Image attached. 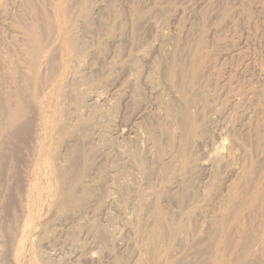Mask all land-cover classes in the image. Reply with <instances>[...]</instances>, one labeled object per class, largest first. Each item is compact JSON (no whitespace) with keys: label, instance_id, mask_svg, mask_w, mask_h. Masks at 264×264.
I'll return each mask as SVG.
<instances>
[{"label":"rangeland","instance_id":"obj_1","mask_svg":"<svg viewBox=\"0 0 264 264\" xmlns=\"http://www.w3.org/2000/svg\"><path fill=\"white\" fill-rule=\"evenodd\" d=\"M69 1L70 2L67 3V1H66V3H65V0H63V1H60V0H0V147L2 146L1 147L2 150L5 149L4 147H6L5 151L0 150V155L3 159V160L0 159V163L2 164V165L0 164V264H19L20 262H22L21 264H26V263L30 264L31 262L34 263V261H35L34 264H120V263L121 264H153V263L163 264V260L165 261L166 257L168 259H171V260H169L170 263L168 262V260H166L164 262V264H171V263L172 264L173 263L178 264V262H179V264H194V263L195 264H200V263L205 264V262H207L208 260H210V261L215 260L213 257H215L217 254H215V253L213 254V252L218 253L219 255H217V256H220V259H221V261H220L219 258H217V256H216L215 258H217V262L216 261L213 262L215 264H217L218 262H220L219 264H227V263L232 264L231 260H233L234 258L241 257V256L244 258L245 255H248V252H250L247 250H252V248L253 249L257 248L255 246L256 238L258 236H260V234H262V232L264 230V225H262V224H264V219L262 218V216H259L260 214L257 215V220H256V218H255L256 215L255 216L253 215L255 219H253V216L248 217V215H247V214L252 215V213L255 209H252L253 211L251 209H248V212H249V210H251V212H249V213H247V211H245V210H247V208H249V206L251 204L250 203L251 200L249 199L251 196V191H250V194H247L249 192V190H251L252 188L254 190L255 189L259 190L264 186V183H263L264 177L262 175H259V177L257 176V171H258V173H259V171L261 173L263 171L262 169L264 168V153H263L264 151H261L264 149V147L262 148V146H264V134H263L264 133V129H263L264 125L262 126V124H264L263 123L264 122V0H101L102 2L99 0H69ZM76 1L80 2L79 3V4H81L80 7H78L79 4ZM94 1H96L97 3ZM74 2L76 3L77 9H76V7H74L75 6ZM64 3H65V5L67 4L66 5L67 7L64 6ZM72 3H73V5H72ZM77 4H78V6H77ZM96 4H97V6H96ZM64 8H66L65 11H67L66 15H67L68 19L66 17V20L64 19L66 16L65 12H64ZM74 8H75V10H74ZM82 8H85V10L83 11L84 13L81 12L83 10ZM80 12H81V16L79 15ZM86 13H87V15H86ZM57 15H59V16H57ZM82 15L83 16L85 15L84 19H83ZM91 16H92V18H91ZM59 17H60L61 21L59 20ZM81 19H83V20H81ZM86 19H89V20H86ZM47 20L49 22V25H51V23H53L51 26H54V27H52V28L48 27ZM69 20H70L69 23H71V24H68L69 26H67V23ZM84 20H86L87 23H85L86 21H84ZM83 21H84V23H81ZM73 24H74V26H73ZM35 26H36V28L34 29L33 27H35ZM58 26H60V27H58ZM43 27L45 28V30ZM49 28H50V31H49ZM33 30L34 31L38 30V31L34 32V33H36V35L34 33H32ZM61 31H62V33H61ZM37 32L40 33L41 37H39ZM32 35L35 36L33 38L34 41L35 40L37 41V39H38L37 42H34L35 45L34 44H32V45H34V47H36V45L38 44V45H40V48H41V46L43 44L42 47L45 50V51L42 49L38 50L37 49V48H39L38 46L36 47V49L34 48L35 50H37V52H35V50L34 51L32 50L30 56L32 54L34 56V52H35V54L38 53L36 55L37 58H35V56L30 57L29 54L27 55V53L30 52L29 50H31L29 45H31V42L33 40V39L31 40V38L29 39L28 36H32ZM36 36H38V38H36ZM72 36L74 37V39ZM58 37L59 38L62 37L63 38V39L61 38L62 41H60ZM25 38L28 41H26ZM39 38H41V39H39ZM67 38H69V39H67ZM39 40H41V41H39ZM69 40L72 42H69ZM73 41H74V43H73ZM29 42H30V44H29ZM67 42H69L71 45H69V43H67ZM32 45H31V47H32ZM67 45H69V46H67ZM72 45H73V47H72ZM46 47H47V49H45ZM202 47H204V48H202ZM50 48H51V50H50ZM70 48L71 49L73 48L72 52H71ZM194 48H196V49H194ZM193 49L195 51H193ZM41 50H42V53L39 52ZM48 50H49V52H48ZM39 53H41L42 55L44 54V56L43 57L40 56ZM49 53H50V55H49ZM196 53L197 54L200 53L199 54L200 57L196 56L197 55ZM70 54L74 56V59H73V57H71ZM46 56H47L48 60L45 59ZM77 56L79 58H77V60H76ZM27 57H29L31 60L28 59ZM41 57L43 58V59H41L43 66L40 64V58ZM196 57H197V59H196ZM33 58L36 61L39 60V63L34 61ZM192 58H193V60H192ZM44 59H45V61H44ZM71 59H73V61ZM30 62H33V65L34 64H36V65L34 67L33 66L31 67ZM34 62H36V63H34ZM70 62H71V65H70ZM78 62H80V63L77 64ZM173 66H174V68H176L175 70L178 72H176L175 70L173 71ZM175 66H177V67H175ZM187 66H189L191 68H189ZM40 67H41V69H40ZM30 68L33 69L34 71H36L37 73L36 72L34 73V71L31 70ZM36 68H39V69H36ZM170 69H172V71ZM37 70L38 71L40 70V71L38 72ZM70 70L72 71L71 73H70ZM179 70H181V71H179ZM190 70L193 73L192 72L190 73L189 72ZM193 70H195V71H193ZM31 71H33L34 74L40 73L39 75L41 77L36 75L37 76V78H36V76L34 75L35 79H37V80L39 79L38 81L34 80V77L32 76L33 74L31 75V73H32ZM187 72H188V74L190 73L189 75L192 74V76L190 78H189L188 74H186ZM195 72L196 73L198 72V74H195ZM72 73H73V75L74 74L75 75L71 76ZM172 73L173 74L175 73V76H173V75L169 76V74H172ZM178 73L179 74L181 73L180 79H179L180 75ZM184 77H185V79H184L185 81L184 80L182 81V78H184ZM192 77H193V81H191ZM27 78H29V79L27 80ZM186 78L189 80L191 79L190 80L191 82L189 80H187ZM24 79L26 81H28L27 87L24 85L25 83L27 85V82H25ZM76 79H77V81H76ZM171 79H173V80H171ZM29 80L32 81V84L29 83V82H31ZM179 80H181V82ZM186 81L189 82V85L191 83V85L189 86ZM201 81H202V83H201ZM203 82H205V83H203ZM177 83L179 84L180 87H178ZM197 83L199 85H201V87L198 86ZM184 84H185V86H188V87H184L183 86ZM63 85H64V87H63ZM30 86H32V87H30ZM173 86L176 88L178 87V88L176 89ZM33 87L36 89H34ZM37 87H38V89H37ZM182 87H183V90L182 89H181L182 91L179 90V88H182ZM31 88H32V90H31ZM64 88H66L67 91H65ZM78 88L80 89V91H77V90H79ZM173 88L175 89L174 92L171 91ZM187 88L190 92L191 91L192 92H191V94H190V92H187V96H186V89ZM22 89H25V90H23V91H25V93L22 92ZM62 89H64V90L62 91ZM71 89H73V90H71ZM88 89H89V91H88ZM199 89H200V92H199ZM16 90H18V91H16ZM26 90L28 92H26ZM30 90L32 93H30ZM74 90L76 93L74 92ZM98 90H100V93L98 92ZM178 90H179V92H176ZM15 91H16V94L14 93ZM68 91L70 94L68 93ZM102 91H103V93H102ZM18 92H20L21 98L19 95H17ZM34 92H36L37 94ZM38 92H40V93H38ZM43 92L46 94L42 95ZM94 92H95V94H94ZM62 93L66 94L67 96L63 95ZM98 93L101 94L102 96L105 94V97L103 96L102 98H103V101L105 99L107 100L106 105H104L105 103L103 105L101 104V106L99 104V107H97L98 103H101L99 101H102V99L100 97L101 95H99ZM60 94H62V95H60ZM87 94H89V95H87ZM188 94L190 97L188 96ZM15 95L18 96V97H16V100H15ZM39 95H40V97H38ZM53 95H55V96H53ZM95 95L98 96L100 98V100L97 102V104L96 103L89 104L91 102H88V99L90 97H95ZM191 95H193L192 96L193 99H191L192 98ZM30 96L32 98H35V97H38V98L32 99ZM49 96H50V98H49ZM176 96H178L179 98H177ZM76 97H77L78 101L76 100ZM78 97H79V99L81 97V99L83 98L84 100L83 99L79 100ZM19 98L22 100H20ZM30 98L33 102L31 100L29 101ZM45 98H46V100H45ZM17 99H19V101H21L20 103L22 104V108L24 109V110L23 109L22 110H23V114H24L25 118H23V116H22L21 119H23V120L20 119L19 122L17 121V123H15L14 125L9 126V125H7V124H9L8 123L9 121L7 122V119H6L9 116V110L8 109L5 110V108H7V102H8V108L10 106L12 107V105H13V107H15L16 103L18 102ZM54 99H56V100H54ZM174 99L176 101L179 99L178 101L181 102L180 105H179L178 101L176 102V105L178 103L176 108L174 107V106H176L174 104L175 103ZM183 99H186L187 101L183 103V101H184ZM34 100H35V102H34ZM190 100H194V101L190 103L191 105L189 104V106H187L188 105L187 103ZM196 100H197V105L194 104V103H196ZM11 101H14V102H11ZM103 101H102V103H103ZM171 101H172V103L174 101V103L172 104ZM41 102H42V104H40ZM67 102H68V104H67ZM168 102H170L168 105L169 107L166 106ZM85 103H87V106ZM165 103H166V105H165ZM192 103H193V106H192ZM9 104H10V106H9ZM60 104H61V107H60ZM82 104L83 105L85 104V105L83 106ZM88 104L90 106L92 105L90 107L89 111L84 109V107L88 109V107H89ZM171 104L175 108V111L173 110L174 108L171 106ZM34 105H35V107H34ZM24 106H25V108H24ZM62 106H64L65 108ZM77 106L80 108L82 107L81 109H83L84 111L82 110V112H81V110ZM170 106L173 109H171ZM36 107H37V110L35 109ZM92 107H93V109L95 108L96 110H98V112L97 111L95 112V110H93ZM160 107H162V108H160ZM76 109H78L80 111V113ZM187 109H188L189 113H188ZM194 109L195 110L198 109V111L197 110L194 111ZM92 110L94 113L92 112ZM162 110H164V111L162 112ZM167 110H168V113H167ZM59 111L62 112V114ZM255 111H256V113H255ZM73 112H74V114H73ZM182 112H185V113H182ZM190 112H191V114H190ZM161 113H164L165 116ZM165 113H167V115H169V117H167ZM169 113H171V115ZM180 113H182L183 115ZM57 114H59L60 116ZM84 114H85V116H84ZM178 114H180V116ZM74 115H76V116L74 117ZM79 115L82 119L79 117ZM155 115H156V117H155ZM184 115H186L188 117L189 123H191V125L188 123L186 126L187 127L192 126L193 123L195 126V127L192 126V128L188 127L187 129H185V131L186 130L188 131V132L186 131V133H185L188 135L187 140H186V138H183L185 134H183V136L181 135L182 132L183 133L185 132L184 130H182V128H183L182 127V118ZM261 115H263V116H261ZM87 116L90 117V119L87 118ZM191 116H194V117L196 116V117L194 119V117H191ZM37 117H38V120H37ZM62 117H64L65 120L62 119ZM85 117L87 118L86 121H85ZM147 117H149V118H147ZM69 118L71 119V121ZM172 118H174V119H172ZM74 119H76V120L74 121ZM176 119L177 120L179 119V120L176 121ZM191 119H193V120H191ZM141 120H142V122H141ZM171 120H173V121L171 122ZM261 120L263 121L262 123H261ZM38 121H39L40 125H38V123H35ZM54 121H56V122H54ZM61 121H62V124L60 123ZM168 121H169V123H168ZM71 122L72 123L74 122L73 125L72 124L70 125ZM173 122L176 124H174ZM179 122H180V124H179ZM76 123H78V124L76 125ZM166 123H167V126H166ZM172 123L174 125H172ZM219 123H220V125H219ZM244 123L246 125H244ZM17 124H19V125L17 126ZM55 124H57V125L60 124L61 126L57 127V128H59V127L60 128L57 129L55 127L57 125H55ZM63 124L65 125L64 127H62ZM150 124H151L152 128H151ZM157 124H160V126L158 125L159 127H161V126H164V127H161V128L157 127V129H158L157 130L155 128L157 126ZM178 124H179V127H176V126H178ZM197 124H198V126H197ZM225 124H226V126H225ZM5 125L7 127L9 126L10 127L9 129H11V130L7 131L6 129H8V128L4 127ZM180 125H181V127H180ZM259 125L262 126V127H260V129L261 128L263 129V133H262V129H261L258 133L259 135L256 136L255 133L259 129L258 128ZM66 126H68V129L69 128H71V129L69 131H68V129L66 130L65 129V128H67ZM70 126H72V127H70ZM172 126H174L173 128H175V127H176V129L178 128L177 130L175 129L176 131L173 130L176 133L171 132L173 129V128L171 129ZM240 126H241V128H240ZM144 127L145 128L147 127V129H145ZM153 127H154L155 132L152 131ZM193 127H194V129L197 128L196 130H194V132L192 130ZM250 127H251V129H250ZM3 128H6V129H3ZM62 128H63V130H62ZM77 128L80 132H78ZM163 128H165L166 131ZM233 128H235V129H233ZM248 128H249V131H248ZM254 128H258V129H254ZM35 129L37 130V133H35L36 132ZM81 129H83V130L81 131ZM160 129L163 130L165 133H168L167 130L169 132H171L168 134L169 137L166 136L167 138H165V134L162 131H160ZM2 130H5L4 132H6V133H4V132L1 133ZM20 130H21V133H20ZM57 130H60V131H57ZM75 130L77 132H75ZM136 130H137V132H136ZM145 130H148L149 133H148V131H145ZM190 130H191V132H190ZM238 130H240V131H238ZM56 131L58 132V134L56 133ZM224 131H225V133H224ZM120 132H121V134H120ZM146 132H147L148 136L151 133L149 138L147 137ZM179 132H181V133H179ZM217 132H220L221 134L220 133L217 134ZM222 132H223V135H222ZM233 132L234 133L236 132L237 134H239L240 132H244L245 136H248V134L250 133V135L253 137L249 136L248 139L250 141H248V143H247L246 142L247 137L244 138L242 136L243 133H240L241 135L239 134L240 135L239 138L241 139V137H242L243 139H241V140L243 141L245 139L244 141L248 144L246 146H242V144H241L242 141L237 139V137L239 135L237 136V134L235 135ZM75 133H76V135H75ZM144 133H145V135H144ZM161 133H163V134H161ZM190 133L194 134L195 136L190 134ZM226 133H227V135H226ZM228 133H231L232 135H234V136H232V135H230V136L235 137V138H231V140H230V138L228 137ZM61 134H64V136H66V134H67L68 137L66 136V138H65ZM94 134H95V136H94ZM158 134L162 137H158L159 136ZM5 135L7 138L5 137ZM37 135L39 136L40 139L38 138ZM71 135H74L75 138H74V136H71ZM213 135H214V137H212ZM69 136L71 138L72 137L73 138L71 139ZM137 136H139V137H137ZM32 137H35L34 139H37L39 142L35 141ZM150 137H151L152 141L154 140L155 142H152ZM179 137L181 140L179 139ZM216 137L222 138V139L220 138L222 142L219 141V144L220 143H222V144H220V145L218 144V146H217L218 141H216V139H217ZM226 137H227V139L229 138V140H230V141L228 140L229 144L227 141L225 142L223 140V138L226 140ZM254 137H256L257 140L255 139V141H254L253 140ZM54 138H55V140H54ZM154 138H156V139H154ZM158 138H160L161 141L158 140ZM188 138H189V140H188ZM258 138L262 139V141L260 140L258 142V140H259ZM13 139H15V140H13ZM62 139L65 141H63ZM232 139H235V140H233V143H232L233 146L230 147L229 145H230ZM96 140H98L99 143ZM176 140H177V142H176ZM178 140H180V142ZM201 140L203 141V143ZM237 140H239L238 146H240V144H241L242 148L238 147L240 149L237 148V143H234V142H237ZM34 141L37 142L36 146L39 148H37L35 146V143H33ZM56 141H58V142H56ZM76 141H77L79 147H80V145H82L84 150H86L87 152L83 151L82 147L80 149L78 147V145L76 146V144H77ZM191 141L194 143H192ZM161 142H162V144H161ZM200 142H201V144L199 145ZM213 142H215V143H213ZM249 142H251V144H252V142H254L256 144L255 145L252 144V146H250V148H249V144H250ZM7 143L10 146H6ZM51 143H52V145H54L53 148H52V145H50ZM151 143L152 144L157 143L155 148L154 147L152 148ZM191 144L192 145L197 144V146H199L200 150L197 148L196 145L191 146ZM209 144L210 145L212 144L210 146V149H208ZM226 144H228V146L230 148L229 147L226 148L227 147ZM58 145H60V146L63 145V146L60 148V146H58ZM83 145L86 147V149ZM143 145H145V146H143ZM222 145H223L224 149H222ZM235 145H236V148H235ZM32 146L33 147L35 146L36 150L34 149L35 147L33 148ZM68 146H70L71 150L76 151L78 153V155H76L77 154L76 152L72 151V153L74 155V156H72L70 153L71 150H68L69 149ZM72 146H76V148L73 147L74 149H72L71 148ZM157 146L160 148H158ZM172 146H173V148H172ZM202 146H204L203 151H202ZM30 147L33 150H35L34 153L32 152V149ZM156 147L158 148V150ZM168 147H169V149H168ZM191 147L192 148L194 147L193 148L194 152H193V149L190 152ZM243 147L244 148L248 147L246 150H244L246 153H248V154H246V157L244 156L245 152L242 151ZM254 147L258 150L254 149ZM51 148H52V150H51ZM64 148H66V149H64ZM87 148H88V150H87ZM145 148L147 149V151ZM170 148H172V149H170ZM204 148H206V149H204ZM219 148L222 149V151ZM28 149L30 150L31 153H28L29 152ZM101 149H102V151H101ZM137 149L139 151H141L140 152L141 154L138 152ZM212 149H214V151L216 150V151L224 152L223 153L224 155H226V152H228V150H229L228 154L231 157L233 154L234 155L238 154V153L239 154L241 153V154L240 155L238 154V156L235 155V156H237L235 158H234V156L232 158H230V159H233L232 162H230V163H229L230 159L227 157V155L224 156L223 160L218 159V160H216L217 162L215 160H213V162H214L213 164H215V167H214V165H211L212 164L211 160L213 159L212 158L213 155L210 156L208 154L210 152L208 150H212ZM66 150H68V152L70 154L67 153ZM174 150L175 151L179 150V152L176 151L177 152L176 157L179 156V158L174 157L171 160L172 156L173 155L175 156ZM184 150H186V151L184 152ZM234 150H235V152H234ZM248 150L250 152H247ZM22 151H25L26 153L24 154V152L22 153ZM61 151H62V153H61ZM81 151H83V152H81ZM97 151H100V152H97ZM166 151H168V152L172 151V152L168 153ZM204 151H206V152H204ZM260 151H261V153H259ZM4 152H7V154ZM17 152H19V153H17ZM50 152L53 154H51ZM80 152H81V155H80ZM153 152H154L155 157L152 154ZM158 152H159V154L161 153L159 156L157 154ZM212 152L213 151H211L210 154ZM252 152L253 153L256 152V154L259 153L260 155L257 154V155H259L258 156L259 158L256 155H252ZM12 153H14V154L12 155ZM60 153L62 155H60ZM84 153L85 154L88 153V154H86V156H85ZM131 153L134 154V155L132 154V157H134L136 153H137L136 156L140 155L139 156L140 160L137 157L138 159L131 158V161L135 162L137 160L136 162L139 163L141 161V163H142V160H143L142 164L144 166L142 168H141L142 165L140 166L138 163H137V165H135L136 162H135V164L133 162H131V163H133L132 165L130 164V162H129L130 159H128V157H130L129 155ZM145 153L148 154L149 156L148 155H147L148 157L145 156ZM183 153H186V154L183 156ZM187 153L189 155H187ZM202 153H204L206 155L208 154L207 155L208 160L211 158L208 161L209 163L207 162V159H205L206 156ZM68 154L71 156L69 157ZM165 154H166V156H165ZM22 155H24L23 156L24 158L22 157ZM29 155H31V156L29 157ZM52 155L55 156V158ZM167 155H168V157H167ZM193 155H194V157H193ZM196 155H198V156H196ZM247 155L249 156L250 159L253 158L254 161H253V159H251L253 161L252 162L249 158H247L248 157ZM261 155H262V157H261ZM6 156L9 158H7ZM11 156H13V158ZM32 156H33V158L35 157L33 162H32V159H33ZM87 156L90 159L88 163H87V161H88ZM187 156H189V157H187ZM191 156L194 158V163H196V161L200 162V160H201L202 166L199 164V162L197 163V165H195L194 163L193 164L196 167L198 165L201 167L198 166L197 168H195V166L193 165L194 166L193 167L192 164H190L191 167L185 166V164L188 161V160L186 161V159L189 158V162H190ZM241 156L242 157L244 156L243 157L244 159ZM253 156H255V158ZM19 157H21L20 160H19ZM50 157L51 158L53 157L54 159L52 158V160H51ZM151 157L153 158V160H151L152 159ZM184 157H187V158H185L183 160ZM30 158H31L32 164L30 163ZM158 158L161 159V161L156 160ZM245 158H247L248 161ZM56 159H58V160H56ZM62 159H63V162H62ZM196 159H199V160H196ZM9 160L12 161V166H13L11 172H10L11 166H8V165H11V164H8V162L11 163ZM24 160H25V163H23ZM203 160L207 162V163L205 162L204 166H203V162H204ZM245 160L247 162H251V164L249 165V163H247ZM55 161H57V162H55ZM82 161L83 162L86 161V162L83 163ZM233 161L237 162V163L234 162L235 164H237L236 165L237 166L236 171L239 173L241 170V172H242L241 174L236 173V175H239V176L234 175L235 176L234 177L232 175V174H235L234 169H236V166L233 163ZM192 162H193V160H192ZM219 162H221V163H219ZM226 162H227V164H226ZM243 162L245 163V165ZM256 162H257V165H256ZM47 163H49V164H47ZM62 163H65L66 165L65 164L63 165ZM69 163H71L70 164L71 170H69V171H71L70 173H69V171L66 172L69 168L68 167ZM160 163H162L164 169H161L162 165ZM164 163L167 165L164 166L165 165ZM181 163L184 165L185 168L188 167L187 168L188 170H186L184 168V173H182L183 165H181ZM231 163H233L232 165L234 167H232ZM95 164H97V165H95ZM261 164H263L262 165L263 168L261 169L262 171L259 170L261 168ZM56 165L59 166L60 168L56 167ZM133 165L136 167L139 165L140 167H138V168L134 167L133 168ZM180 165H181V167H180ZM227 165H229V166H227ZM241 165H243V166H241ZM17 166H19L20 170ZM62 166H65V169H63L64 167L62 168ZM168 166H170L171 168H174V170L173 169H170L171 171L169 170L171 173L170 172L168 173V169L170 168ZM172 166H174V167H172ZM218 166H220V167L222 166L223 169L225 166H227V168L220 171L219 169H222V168H220ZM14 167L16 170H14ZM28 167H30V168H28ZM54 167H56V168L54 169ZM165 167H167V170ZM192 167L195 170H189L190 168L192 169ZM202 167H205L204 169H206V170H209V169L210 170L209 171L205 170L206 171L205 172ZM229 167L230 168L232 167V169H231L232 171L229 170ZM246 167H247V169H249L248 172L250 175L247 174L248 172L246 170ZM8 168H10V169L8 171H6V169H8ZM77 168H78V171H77ZM97 168H98V170H96ZM123 168H126V170L124 171ZM129 168H130V170H129ZM200 168L203 169V171ZM211 168L214 170L216 168V170H215V171H217L216 174L214 173V170L213 171L211 170ZM255 168H257V170ZM4 169H5V172H4ZM26 169H29V170L26 171ZM53 169H54V171L56 170V172L58 169H61L60 172L61 171L62 172L61 173L60 172H57V173L54 172L53 173V171H52ZM83 169L84 170L86 169V170L84 171ZM88 169H89V171H87ZM157 169H158V171H157ZM23 170L25 171L24 173H23ZM162 170L167 171V173L170 175H168L166 172H164L165 173L164 174L162 172ZM226 170H227V172H226L227 176L225 177V175H226L225 171ZM253 170H254V172H253ZM40 171H42V172H40ZM80 171H82L81 174L84 176H82L80 174ZM115 171H117V172H115ZM128 171L131 173H129ZM136 171H139V172H136ZM190 171H192V172H190ZM219 171L222 173H225V174H221V175H222V179H227L226 181L222 180L221 178H218L219 174H220ZM8 172H9V174H8ZM26 172H27V174L29 172V174H28L29 176H27ZM37 172L42 173V175L37 173ZM83 172H84V174H83ZM88 172H89V174H88ZM124 172H127L126 175L123 174ZM142 172L143 173L145 172V173L142 174ZM189 172L192 175H188ZM201 172H202V174H201ZM212 172H213V174H211ZM245 172H247V173H245ZM74 173H76V175ZM93 173L95 174V177H96L95 179L92 178V177H94ZM113 173H114V175H112ZM117 173L119 176L115 175ZM128 173L130 174V176L132 175V177H130ZM134 173L135 174L137 173L138 178H137V176L136 177L134 176ZM156 173H158L159 176H161V174H162V176L159 177L158 174H156ZM193 173H195V174L198 173L195 175L196 179L200 178L201 181H199L200 179L198 181L196 179H193L194 180L193 181V180H191L192 177L191 178L188 177L189 179L186 178L187 176H193L194 177ZM206 173L208 175H211V176L208 177V175ZM228 173H230V175H228ZM253 173L254 174L256 173V174L254 175ZM263 173H264V171L261 174H263ZM54 174H56V176L57 175L58 176L55 177ZM61 174H63V176H65L67 182L64 180L65 178L64 179L61 178L59 180ZM243 174H247V175H244L242 177L241 175H243ZM72 175L73 176L75 175V176L73 177ZM110 175L113 177L110 178L111 177ZM221 175H220V177H221ZM1 176H2V178H1ZM41 176H43L42 177L43 179L41 178ZM48 176H49V179H48ZM70 176H72V178H71L72 180L68 182V179H70ZM77 176H78V178H77ZM122 176H124L123 177L124 182L121 179ZM157 176L160 178L159 180H158V178L157 179L154 178ZM245 176L247 178H249V180L247 178H245L246 180H244ZM3 177H5V178H3ZM54 177L58 178V180L61 181V182H59L60 184L58 183V180L54 179ZM81 177H83V178H81ZM89 177L91 178V180ZM128 177H130V179ZM201 177L204 178L206 181L203 182L202 180H204V179H202ZM212 177H214V178H212ZM44 178H45V180H44ZM170 178L172 179V181L170 180ZM209 178H211L213 180L210 181ZM231 178H232V180L234 179L236 182L233 183V181H231ZM241 178H243V179H241ZM254 178H256V179H254ZM4 179L7 181H5ZM92 179H93V182H92ZM126 179L127 180L129 179L128 181L130 183L128 182L127 185L129 184L130 186L125 185ZM228 179H230V180H228ZM260 179L262 180V182H260L261 181ZM43 180H44V182H42ZM51 180H53L54 182L51 183L52 182ZM77 180H80V183L82 181V184L77 183V182H79ZM132 180L134 183L135 182H138V183L134 184L132 182ZM168 180H170V182ZM186 180H187V182H186ZM255 180H256V182H255ZM2 181L5 182V185ZM117 181H118V185H116ZM162 181H164L163 185H162ZM238 181H239V183H242V185L240 184L241 186L238 185L239 184ZM245 181L247 184L245 183ZM258 181L262 184L259 185ZM106 182H108V183H106ZM176 182H178L180 184H178ZM227 182L229 185L227 184ZM7 183H8V186H7ZM45 183H46V185H45ZM57 183L59 186H56ZM195 183H197V184H195ZM199 183H201V184L198 185ZM62 184H65V185L61 186ZM73 184L74 185L78 184L80 189L78 188L77 185L72 186ZM90 184L91 185L93 184V185L91 186ZM97 184H98V186H97ZM108 184H109V186H108ZM112 184H115L116 185L115 188H118V189H115L114 185L112 186ZM119 184H121V185L123 184L125 186L120 187L121 185H119ZM249 184L253 187H251ZM40 185H43V186L45 185V187H44L45 189L43 188V186L40 187ZM51 185L52 186L54 185V186L52 187ZM81 185L86 186V187H82V188H83V190L87 188L86 192L88 193L87 194L88 196L85 195V193H84L85 190L83 191L84 194L82 193ZM212 185H216L215 189H214V186H212ZM244 185H247V186L244 187ZM254 185H257V188H256V186L254 187ZM31 186H32V188H31ZM65 186H67V187H65ZM106 186H108V187H106ZM4 187H7L8 189L4 188ZM34 187L37 189H35ZM94 187H95V190L93 191L91 188H94ZM123 187L126 191H124L123 193H120L119 189L121 188V190H122ZM150 187H151V190H150ZM217 187H219V188H217ZM224 187H226V189H224ZM236 187H238V189H241V187H242V190H240L241 192L245 191L244 189L246 188V190L248 192L246 191V192H243V194H242V193H240L239 190L236 189ZM55 188H57V189L55 190ZM61 188H62V190L66 189V192L64 193L65 190L60 191ZM74 188H75V190H73ZM147 188H149V189H147ZM153 188H155V190ZM230 188H232V190L235 189L236 194H238V191H239L240 195L238 194L237 196H239V197L241 195L245 196V197H243V199H241L242 197L240 198V200H242V202L244 201L242 206H241L242 203L239 199H237V203H236L237 206L236 205L232 206L235 208V207H238V205H239L238 209L235 208V210H234L232 208V213H234L233 218L235 220L231 217L226 218V215L228 214V212L224 211L225 210L224 206L226 207V205L228 204V199H227L228 196L227 195L231 193ZM28 189H29V191H28ZM38 189L40 191H38ZM49 189H50V191H49ZM70 189L73 190L75 193H78L77 191H79V193L80 194L82 193V194L81 195L75 194ZM157 189H158V191H157ZM220 189L221 190L224 189L223 190L224 193L222 191H219ZM58 190L61 194L62 193L63 194L62 195H60V193H59V195H58V193L56 194V192H58ZM116 190H118V192ZM149 190L151 192H149ZM182 190H184L185 193H184V191L181 192ZM207 190H208V192H207ZM210 190H211V192H210ZM32 191H34V192L31 193ZM88 191H91V192H88ZM160 191H161V193H160ZM196 191H197V193H196ZM215 191H217V192H215ZM37 192H39V194ZM71 192L73 193L72 194L73 196H75V195L77 196V198L75 199V203H74V199H72L73 203L71 202L72 201L71 199L68 200L69 202H67V200H66L67 197L64 196V195H68V194L70 195ZM125 192H127V193L125 194ZM138 192H139V196L140 195L143 196L142 201L140 200V198L137 194ZM145 192H149V193H145ZM189 193H190V195H189ZM55 194L57 195V197ZM136 194L138 197H135ZM153 194L158 195V197L161 196L159 198H163V201H160V199H158L157 196H155V198H157V201H155ZM169 194H170V196H169ZM200 194H202V196ZM133 195H134V197H133ZM171 195L173 196V198L171 197ZM247 195L249 196V198L247 197ZM43 196H45V197H43ZM63 196H64V198L65 197L66 198L64 199ZM85 196H87V197H85ZM152 196H153V198H152ZM189 196H192V197H189ZM224 196L227 198H225ZM37 197L39 199H37ZM129 197H130V199H129ZM131 197L135 198V199H131ZM175 197L179 198V199L177 200V199H175ZM180 197H184V198L182 199ZM199 197H201V198L204 197V198L201 199ZM23 199H24V201H23ZM204 199L207 202L208 201L210 202V203L208 202L209 203L208 208H207L208 203H206L204 201ZM52 200H53V202H52ZM127 200H130L129 203ZM182 200H183V202H181ZM262 200L264 202V195H263ZM41 201H42L44 207L41 205ZM153 201H155V202H153ZM164 201L166 202V204L168 203V206L164 203ZM189 201H193V202L190 203ZM219 201H220V203L218 204L219 205L218 206L216 203H218ZM245 201H247V202L245 203ZM134 202L137 204V206L134 204ZM150 202L153 204H155L156 202H159V203H157V206L155 205V207H154V205L152 206V204H150ZM194 202H196L198 204V207H199L198 210H197V208H198L197 204H194ZM222 202H223V204H222ZM238 202H240L241 204H239ZM142 203H144V204H142ZM186 203H187V205H186ZM213 203L216 205H214ZM51 204L53 207H51ZM130 204H131V206H130ZM132 204L134 206H136L137 208H135ZM147 204L149 205V207L147 206ZM159 204L161 205L160 206L161 209L159 208ZM188 204L189 205L191 204V206H189V207L196 205V208L193 207L194 209L192 208L190 210L191 211L194 210V211L193 212L190 211L187 214L186 209L188 207H185V206H188ZM212 204H213V208L209 209V208H211L210 206ZM24 205H26L27 209L25 207H23V209L25 211L28 210L27 213L23 212V210H22V206H24ZM143 205H144V207H143ZM200 205L202 208H200ZM205 206H206L205 209H207L206 211L204 209ZM240 206H241V208H240ZM243 206L245 209L242 208ZM153 207H154V210H153ZM162 207L165 209L164 213H162L163 217H164L165 213L168 214V213H170V211H171V215L172 214L173 215H172V217L170 215H168V217L170 216L169 219H171V221L168 218H166V215H165L164 219H166V224L167 223H170V224H167V225H169V227L167 225H164V227L166 226L169 229L167 228L168 230L166 229V231H165V233H167V234L164 233L165 239H163V242L162 243H156L155 240L151 239L150 235H149L151 232V229L154 228L153 226H155V223L153 225H151V219H152V223L154 222V219L152 218L153 216H154L155 220H157L156 218L158 217V211L159 210L162 211L163 210ZM215 207L216 208L221 207L220 208L221 210L224 209V210H222L224 212L223 213V215H224L223 219H224V217L226 219L223 220V219H221V217H219L220 211H218V210H220V209L217 208V211H214ZM156 208H157V211H156ZM183 208H185V209H183ZM39 209L43 213L42 218L40 216L42 213L39 212ZM46 209L47 210L49 209L50 212H48L49 210L47 211ZM141 209H142V211H145V214H147L146 217H148L151 214V211L153 210L152 211L153 215L148 217L149 220L144 217L145 218L144 223H146V220H147L148 223L150 222L149 224L143 223L144 218H142V217L145 214L143 213L144 215L141 216L142 215V211L140 213ZM195 209H196L197 213H195L196 212ZM202 209H203V211H202ZM236 209L238 210L237 212H240L239 218L242 217V215L244 214L243 210L246 212L243 215V217L241 218V221L238 220L239 218H238V215L236 214ZM35 210H37L38 212ZM146 210H148V211L151 210V211L149 213L148 211L146 212ZM184 210H186V211H184ZM241 210H242V212H241ZM21 211L23 213L27 214V216L23 215L21 213ZM133 211L135 212V214ZM44 212L45 213L48 212V213H46V216H45ZM130 212H132L133 214H131ZM178 212L180 213V217H182L184 221L182 220V218L178 217V215H179ZM203 212H205V214L209 215V219H208V217H205V216L202 217L203 215H205ZM214 212L217 214L215 215ZM37 213L39 216H37ZM39 213H41V214H39ZM139 213H140V215H139ZM225 213H226V215H225ZM229 213H230L229 215L232 216L231 210ZM255 213L258 214L257 211H255L253 214H255ZM181 214H183L184 217ZM197 214H200L201 215L200 217L203 218L204 220H202L200 217H198ZM210 214H211V216H210ZM195 215H196V217L199 218V220L201 219L200 221H203L204 223L199 222L198 218L195 219L196 218ZM221 215H222V213H221ZM24 216H25V218H24ZM132 216L135 217V220ZM136 216L138 218L140 216V220H138ZM244 216L245 217L247 216L248 218H250V220L253 221L255 224L253 222H250L249 219H248V221H245L247 218H245ZM37 218H38V220H37ZM40 218L42 220L45 218L42 221V223L40 222L41 221ZM214 218L216 219V222L219 221V222H217L218 229L215 228V230H214V227L212 228V226L210 225V220L212 223L213 221H215ZM244 218H245V220H244ZM164 219H163V221L165 222ZM194 219L197 220V222H195ZM232 219L235 223L232 221ZM222 220L223 221L226 220V222H224V225H226L227 227L226 226H225L226 228L224 227V229H223L224 232L228 231L226 229H229L232 226L231 229L229 230V231H231L230 235L231 236L234 235V231H236L235 232L236 234L239 233V234L235 235L236 240H235V236H233L232 238H231V236H229L230 237V238H228L229 242H227L226 247H225L226 253L223 251L224 247L221 245V243H223L221 240V236H223L222 234L224 232L222 229L219 228L220 227L219 224L221 222H223ZM227 220H229L228 223H227ZM242 220H244L245 222H242ZM38 221H39V223H37ZM134 221L135 222L137 221L136 224ZM180 221H183L184 225L186 223L189 225V223H190L189 221H191L189 226L190 227L192 226V227L190 228L187 225L189 228H187V226H186L185 227L186 229H184L183 227H181L182 225H181V223H179ZM257 221H259V222L261 221V222L259 223ZM24 222H26V225L23 224ZM43 222H45V223H43ZM132 222H134V224ZM140 222H142V225ZM230 222H231V225L228 226L227 224H230ZM241 222H242V224H241ZM40 223L43 225H39ZM130 223H131V225L132 224L135 225V226H133V228L135 227L134 229H131L132 227H131V225H129ZM138 223L142 229L140 228V226H138ZM246 223L248 224V227H246L247 226ZM249 223L251 226H249ZM201 224H203V226L204 227L206 226V227L204 228L202 226L204 229L201 228ZM37 225H38V227H37ZM136 225L138 226V228ZM253 225L254 226L258 225L262 232L257 230L256 226L253 227ZM22 226H24L25 229L22 228ZM143 226L145 227L146 230L143 229ZM233 226L234 227L238 226V229H237L238 232L235 228H233ZM242 226H245L250 231L249 233H252V234H248V231H245L246 228H244ZM262 226H263V230L261 229ZM32 227L36 228V229H33ZM240 227H241V229H240ZM27 228H28V230H27ZM93 228H94V230H93ZM195 228L198 231H196ZM208 228L211 229V231L209 230L211 233L208 231ZM242 228H244L245 230L244 229L242 230ZM21 229H24V230H21ZM127 229H129V230H127ZM188 229L191 231V233H189L191 235V236L189 235L190 237L188 236V234L184 235L185 230H186V233H188L187 232ZM201 229H203L202 231H204V233L199 231ZM206 229L208 232L206 231ZM250 229H253V231H251ZM138 230H140V231H138ZM164 230H165V228H164ZM241 230L245 231L244 233L247 234L246 235L247 238L249 235L250 236L252 235L254 237L255 240L253 239L252 236H251L252 239L249 236L250 241L252 240V243L250 241H249V243H250V245L254 244L253 245L254 247H252V245H251V247H252L251 248L248 241L244 240V241H247V242H244V241L243 242L247 243L249 248L246 249L247 246H244L246 250L245 251L243 250L244 248L242 247V245H247V244H243L242 241L240 243V241H239V240L245 239V234L243 236L241 234V233H243ZM254 230L255 231L257 230L255 236L253 235L255 233ZM26 231H27V233H26ZM144 231L146 233H148V235L145 234ZM173 231H175V232H173ZM32 232H33V234H32ZM171 232H172V234H171ZM192 232H194L193 236H192ZM198 232H200V233H198ZM18 233H20V234L23 233V235H25V236H23L21 234L22 235L21 237H23L24 239L21 238L20 235L17 236ZM133 233L134 234L136 233V235H134V237L132 235ZM142 233H143V235H142ZM195 233L196 234L198 233V235H196ZM178 234H182L183 239L180 240L179 237H176V236H178ZM206 234L207 235L211 234V235H209L210 238ZM257 234H259V235H257ZM144 235H147L146 236L147 238H145ZM166 235L168 236V238H169V236H170V238L172 237V239H171L172 241L171 240L170 241L173 244H171V245L168 244L170 238L169 239L166 238ZM172 235L174 237H176V239ZM16 236L18 237V239L16 238ZM131 236L134 238V239H132L133 242L130 239V238H132ZM141 236L143 237L142 239L145 242L147 241L145 243L142 239H139L144 245L142 243H140V241L137 242L138 238H141ZM25 237H27V238L25 239ZM211 238L214 239V241ZM129 239H130V241H129ZM135 239H136V242H134ZM190 239H192V241H193L191 243V245H190V241H191ZM199 239H201V240H199ZM218 239H219V241H218ZM19 240L22 243V245H20ZM30 240H32V241H30ZM173 240L176 243L173 242ZM16 241H17V244H16ZM212 241L214 242V244ZM220 241H221V243H219ZM236 241L238 242L239 245L236 243ZM120 243H122V244H120ZM138 243H140V244H138ZM150 243H151V245H147L149 247V248L147 247L148 248L147 250H149L151 247V249H150L151 253L149 252L150 250L147 251L146 247H145L146 244H150ZM233 243L234 244L236 243L238 245L237 246L235 244L236 245L235 249L232 248L233 253H232V250H230L231 254L234 257L229 253L230 252L229 249H231V246H233ZM131 244L132 245L134 244V245L132 246ZM153 244H154V246H153ZM178 244H179L180 248L177 247ZM183 244H185V245H183ZM208 244H209V248L207 247V249H205V247L208 246ZM217 244H219V246H220V247L218 246L219 248L217 247ZM240 244H241V247H240ZM140 245H142V246H140ZM172 245L174 248L172 247ZM138 246L142 247L147 252L145 250L144 251L140 250V248ZM163 246L168 249V250L166 249L167 252H166V250H164L165 248ZM181 246H182V248H181ZM211 246L213 248L212 251L210 249ZM31 247H32V249H31ZM135 247H136V249H135ZM154 247L155 248L157 247L156 249L162 248L161 249L162 251L157 250L158 251L157 252ZM236 247L238 249H236ZM18 248H19V250H18ZM130 248L135 249V250L133 249L134 253ZM176 248H178V250L180 249L181 251L176 250ZM183 248L186 250H189V251L186 252L185 250H183ZM174 249L177 252H175ZM239 249H241V250H239ZM14 250H15V252H16V250H18V251L14 254ZM155 251L157 252V255L160 254L161 252H164V253H161L160 255H158L160 257H158V256L156 257ZM182 251L185 253H183ZM210 251L212 252L213 255H211ZM239 251L241 254L239 253ZM145 252L147 253V255H149L151 257V259L147 255H146L147 257L145 256V254H146ZM174 252L176 254H174ZM178 252H181V253H179L181 258L177 255ZM222 252H224V256H223ZM237 252H238L239 256H237ZM30 253L34 257L35 260L30 255ZM141 253L146 258L143 257ZM154 253H155V255H154ZM182 253L184 255H182ZM188 253H189V255H188ZM194 253H197L196 254L197 256L196 255L194 256ZM204 253H205V255H207L206 256L207 258L204 257ZM163 254H165L166 256L163 257L164 256ZM172 254L174 255V258L178 257V259L180 261L177 259H176L177 260L176 261L174 258H172L173 257ZM15 255L17 257V258L15 257L17 263H16L15 258H14ZM185 255H187L188 257ZM228 255H231V256H228ZM139 256L141 259H139ZM152 256H153V258H152ZM161 256L163 258L162 260H161ZM184 256L186 257V259ZM199 256H201V257H199ZM210 256L211 257L213 256L212 259L210 258ZM183 257H184V260H183ZM243 258H241L240 260H242ZM245 258L248 259V257H245ZM245 258L243 259L244 260L243 262H245V260H246ZM250 258H251L252 264H253V262H254V264H256L257 262L262 264L264 262L263 260H262L263 262H259V260L257 261L256 258H259V256L258 257L256 256V257H253L254 258L253 262H252L253 258L249 257V260L246 261V264L249 263ZM260 258L264 259V257H260ZM138 259H139V261L141 260L142 262H139ZM173 259L175 260V262L173 261ZM120 260H121V262H120ZM124 260H126V261H124ZM153 260H156L157 263H156V261L154 262ZM160 260L162 261V263ZM181 260L185 263H183V262L181 263ZM236 260L237 259H234L235 262L233 261L235 264L237 263ZM210 261H208L209 263L207 262L206 264H213ZM238 262H239V260H238ZM240 263L241 262H239V264ZM251 263H249V264H251ZM243 264H245V263H243Z\"/></svg>","mask_w":264,"mask_h":264},{"label":"bare ground","instance_id":"obj_2","mask_svg":"<svg viewBox=\"0 0 264 264\" xmlns=\"http://www.w3.org/2000/svg\"><path fill=\"white\" fill-rule=\"evenodd\" d=\"M60 1H63V0H60ZM66 1H67V3L70 2L69 0H65V3H66ZM99 1H101V0H99ZM76 2H77V1H76ZM94 2H96V1H94ZM101 2H102V1H101ZM65 3H64V6L67 5V4L65 5ZM77 3L79 4L80 2H77ZM96 3H97V2H96ZM52 4H53V3H52ZM70 4H71V3H70ZM78 4H77V6H78ZM72 5H73V3H72ZM74 5H75L74 7H76V3H75V2H74ZM80 5H81V4H79L78 7H80ZM96 6H97V4H96ZM66 7H67V6H66ZM65 9H66V8H64V12H65V15H66V12H67V11H65ZM76 9H77V7H76ZM82 9H83V10H82L81 12H83V11L85 10V8H82ZM74 10H75V8H74ZM68 11H69V10H68ZM77 11H78V10H77ZM77 11H76V12H77ZM70 12H71V11H70ZM74 12H75V11H74ZM81 12H80V14H79L80 16H81ZM86 12H87V11H86ZM77 13H78V12H77ZM83 13H84V12H83ZM72 14H73V13H72ZM92 14H93V13H92ZM59 15H60V14H59ZM59 15H57V16H59ZM69 15H70V14H69ZM86 15H87V13H86ZM90 15H91V14H90ZM93 15H94V14H93ZM55 16H56V15H55ZM60 16H61V15H60ZM82 16H83V15H82ZM84 16H85V15H84ZM84 16H83V19H84ZM50 17H51V16H50ZM66 17H67V15H66L65 18H64L65 20H66ZM93 17H94V16H93ZM48 18H49V17H48ZM81 18H82V17H81ZM91 18H92V16H91ZM67 19H68V17H67ZM83 19H81V20H83ZM45 20H46V19H45ZM59 20H60V17H59ZM86 20H89V19H86ZM86 20H84V21H86ZM90 20H91V19H90ZM92 20H93V19H92ZM60 21H61V20H60ZM84 21L81 22V23H84ZM44 22H45V21H44ZM47 22H48V20H47ZM69 22H70V20L68 21V23L66 22V23H67V26H69L68 24H71V23H69ZM151 22H152V21H151ZM85 23H87V21H86ZM45 24H46V23H45ZM52 24H53V23H51V25H52ZM56 24H57V23H56ZM75 24H76V23H75ZM51 25H49V22H48V27H51V28L54 27V26H51ZM82 25H83V24H82ZM84 25H85V24H84ZM55 26H56V25H55ZM73 26H74V24H73ZM58 27H60V26H58ZM61 27H62V26H61ZM33 28L35 29L36 26L33 27ZM43 28H44V27H43ZM71 28H72V27H71ZM38 30H39V29H38ZM38 30H35V31H38ZM44 30H45V28H44ZM53 30H54V29H53ZM53 30H52V31H53ZM35 31L33 30L32 33H34ZM49 31H50V28H49ZM66 31H67V30H66ZM27 32H28V31H27ZM37 33H38V32H37ZM61 33H62V31H61ZM66 33H67V32H66ZM34 34L36 35V33H34ZM45 34H46V33H45ZM69 34H70V33H69ZM69 34H68V35H69ZM38 35H39V37H41V36H40V33H38ZM60 35H61V34H60ZM70 35H71V34H70ZM54 36H55V35H54ZM28 37H29V39L31 38V40H32L35 36L32 35V36H28ZM72 37H73V36H72ZM72 37H71V38H72ZM36 38H38V36H36ZM36 38H35V39H36ZM58 38H59V37H58ZM61 38H62V37L59 38L60 41H62V39H63V38H62V39H61ZM69 38H70V37H69ZM69 38H67V39H69ZM25 39H26V38H25ZM39 39H41V38H39ZM73 39H74V37H73ZM71 40H72V39H71ZM24 41H25V40H24ZM26 41H28V40L26 39ZM37 41H38V39H37ZM37 41H36V40L34 41V39H33L32 42H31V45L34 44V42H37ZM39 41H41V40H39ZM69 42H72V41L69 40ZM69 42H67V43H69ZM38 43H39V42H38ZM40 43H41V42H40ZM59 43H60V42H59ZM73 43H74V41H73ZM27 44H28V43H27ZM29 44H30V42H29ZM29 44H28V45H29ZM31 45H29L30 48H31V50H29L30 52L27 53V55L29 54V56H30L32 50L34 51V50L36 49L37 46L39 47V48H37L38 50H40V49L44 50L43 47H42L43 44H42L41 48H40V45H38V44L36 45V47H34L35 44L32 45L33 48L31 47ZM55 45H56V44H55ZM69 45H71V44L69 43ZM69 45H67V46H69ZM73 45H74V44H73ZM73 45H72V47H73ZM53 46H54V45H53ZM48 47H49V46H48ZM34 48H35V49H34ZM202 48H204V47H202ZM45 49H47V47H46ZM72 49H73V48H72ZM72 49L70 48L71 52H72ZM194 49H196V48H194ZM194 49H193V51H195ZM199 49H200V48H199ZM42 50L39 51V52L42 53ZM50 50H51V48H50ZM197 50H198V49H197ZM44 51H45V50H44ZM44 51H43V52H44ZM198 51H199V50H198ZM35 52H37V50H35ZM35 52H34V56H35V58H37L36 55H37L38 53L35 54ZM48 52H49V50H48ZM48 52H47V53H48ZM199 52H200V51H199ZM41 53H39V55L43 57L44 54L42 55ZM63 53H64V52H63ZM196 54H197V53H196ZM199 54H200V53H198L196 56H199ZM39 55H38V56H39ZM47 55H48V54H47ZM49 55H50V53H49ZM70 55H71V54H70ZM31 56L34 57L33 54H32ZM31 56H30V57H31ZM40 56H39V57H40ZM42 57L40 58V64H41V65H42V61H41V59H43ZM71 57H73V59H74V56H73V55H71ZM199 57H200V56H199ZM27 58L30 59L29 57H27ZM77 58H79V57L77 56V57H76V60H77ZM194 58H195V57H194ZM38 59H39V58H38ZM45 59H47V56H46ZM45 59H44V61H45ZM73 59H71V60L73 61ZM196 59H197V57H196ZM30 60H31V59H30ZM33 60H34V58H33ZM33 60H32V61H33ZM47 60H48V59H47ZM79 60H80V59H79ZM192 60H193V58H192ZM199 60H200V59H199ZM34 61H36V60H34ZM72 61H71V62H72ZM36 62L39 63V60L36 61ZM36 62H34V63H36ZM48 62H49V61H48ZM71 62H70V65H71ZM80 62H81V61H80ZM80 62H78L77 64H79ZM30 63H31V67H32V66L34 67V66L36 65V64L33 65V62H30ZM73 63H74V62H73ZM45 64H46V63H45ZM77 64H76V65H77ZM193 64H194V63H193ZM198 64H199V63H198ZM190 65H191V64H190ZM39 66H40V65H39ZM39 66H38V67H39ZM42 66H43V65H42ZM42 66H41V67H42ZM41 67H40V69H41ZM175 67H177V66H175ZM187 67H189V66H187ZM198 67H199V66H198ZM200 67H201V66H200ZM171 68H172V67H171ZM189 68H191V67H189ZM30 69H31V68H30ZM30 69H29V70H30ZM36 69H39V68H36ZM70 69H71V68H70ZM175 69H176V68H174V66H173V71H174ZM184 69H185V68H184ZM31 70H33V69H31ZM170 70L172 71V69H170ZM186 70H187V69H186ZM186 70H185V71H186ZM188 70H189V69H188ZM195 70H196V69H195ZM195 70H193V71H195ZM26 71H27V70H26ZM33 71H34V70H33ZM33 71H31V72H32L31 75L33 74L32 76L34 77V80H35V81H38L39 79H38V80L35 79V76L37 75V76L41 77V76L39 75L40 73H39V74H34L36 71H34V73H33ZM37 71H38V70H37ZM39 71H40V70H39ZM39 71H38V72H39ZM175 71H176V70H175ZM179 71H181V70H179ZM197 71H198V70H197ZM71 72H72V71L70 70V73H71ZM176 72H178V71H176ZM189 72L191 73L192 71L190 70ZM26 73H27V72H26ZM36 73H37V72H36ZM170 73H171V72H170ZM190 73H189V74H190ZM192 73H193V72H192ZM29 74H30V73H29ZM176 74H177V73H176ZM178 74H179V73H178ZM180 74H181V73H180ZM180 74H179V75H180ZM186 74H188V72H187ZM189 74H188V76H189V78H190V77L192 76V74H191V75H189ZM195 74H198V72H197V73L195 72ZM34 75H35V76H34ZM74 75H75V74H74ZM74 75H73V73H72L71 76H74ZM170 75H171V76H172V75L175 76V73H174V74H173V73H172V74H169V76H170ZM32 76H31V77H32ZM37 76H36V78H37ZM199 76H200V75H199ZM178 77H179V76H178ZM193 77H194V76H193ZM193 77H192V80L190 79L191 81H193ZM196 77H197V76H196ZM201 77H202V76H201ZM170 78H171V77H170ZM180 78H181V75H180L179 79H180ZM28 79H29V78H27V80H28ZM30 79H31V78H30ZM174 79H175V78H174ZM184 79H185V77L182 78V81H183ZM186 79H187V78H186ZM194 79H195V78H194ZM24 80H25V79H24ZM171 80H173V79H171ZM177 80H178V79H177ZM187 80H189V79H187ZM190 80H189V81H190ZM21 81H22V80H21ZM29 81H31V80H29ZM76 81H77V79H76ZM179 81L181 82V80H179ZM184 81H185V80H184ZM191 81H190V82H191ZM23 82H24V81H23ZM25 82H27V85H26ZM25 82H24L25 84H24V83H23V84L27 87V86H28V81L25 80ZM65 82H66V81H65ZM172 82H173V81H172ZM186 82H187V81H186ZM29 83L32 84V81L29 82ZM187 83H188V85H189V82H187ZM193 83H194V82H193ZM193 83H192V84H193ZM201 83H202V81H201ZM203 83H205V82H203ZM65 84H66V83H65ZM72 84H73V83H72ZM177 84H178V83H177ZM181 84H182V83H181ZM181 84H180V85H181ZM197 84H198V83H197ZM197 84H196V85H197ZM24 85H23V86H24ZM77 85H78V84H77ZM190 85H191V83H190ZM190 85H189V86H190ZM34 86H35V85H34ZM68 86H69V85H68ZM80 86H81V85H80ZM183 86H184V87H188V86H185V84H184ZM198 86L201 87V85H199V84H198ZM198 86H197V87H198ZM20 87H21V86H20ZM30 87H32V86H30ZM63 87H64V85H63ZM65 87H66V86H65ZM82 87H83V86H82ZM173 87H174V86H173ZM178 87H180L179 84H178ZM178 87H177V88H178ZM23 88H24V87H23ZM33 88H34V87H33ZM171 88H172V87H171ZM174 88H176V87H174ZM174 88H173L171 91L174 92V90H175ZM177 88H176V89H177ZM34 89H36V88H34ZM34 89H33V90H34ZM37 89H38V87H37ZM42 89H43V88H42ZM64 89H65V91H67L66 88H64ZM64 89H62V91H63ZM69 89H70V88H69ZM78 89H79V88H78ZM85 89H86V88H85ZM89 89H90V88H89ZM89 89H88V91H89ZM181 89L183 90V87H182V88H179V90H181ZM23 90H25V89H22V92L25 93V91H23ZM31 90H32V88H31ZM31 90H30V93H32ZM43 90H44V89H43ZM71 90H73V89H71ZM179 90L176 91V92H179ZM182 90H181V91H182ZM184 90H185V89H184ZM187 90H188V88L186 89V96H187V92H190L189 90H188V91H187ZM195 90H196V89H195ZM16 91H18V90H16ZM16 91L14 92L15 94H16ZM20 91H21V90H20ZM77 91H80V89L77 90ZM81 91H82V90H81ZM88 91H87V92H88ZM22 92H21V93H22ZM26 92H28V91L26 90ZM44 92H45V91H44ZM44 92H43L42 95L46 94V93H44ZM74 92H75V90H74ZM92 92H93V91H92ZM98 92L100 93V90H98ZM191 92H192V91H191ZM191 92H190V94H191ZM194 92H195V91H194ZM199 92H200V89H199ZM34 93H36V92H34ZM38 93H40V92H38ZM66 93H67V92H66ZM68 93H69V91H68ZM75 93H76V92H75ZM77 93H78V92H77ZM99 93H98V94H99ZM102 93H103V91H102ZM196 93H197V92H196ZM22 94H23V93H22ZM36 94H37V93H36ZM49 94H50V93H49ZM62 94H63V95H66V94H64V93H62ZM62 94H60V95H62ZM69 94H70V93H69ZM73 94H74V93H73ZM78 94H79V93H78ZM80 94H81V93H80ZM91 94H92V93H91ZM94 94H95V92H94ZM192 94H193V93H192ZM17 95L20 96V92H18ZM29 95H30V94H29ZM87 95H89V94H87ZM99 95H101V94H99ZM174 95H175V94H174ZM174 95H173V96H174ZM35 96H36V95H35ZM53 96H55V95H53ZM66 96H67V95H66ZM103 96L105 97V94H104ZM103 96H102V95L100 96L101 99H102V101H103V98H102ZM178 96H179V95H178ZM178 96H176V97L179 98ZM188 96H189V94H188ZM192 96H193V95H191V97H192ZM16 97H18V96L15 95V100H16ZM28 97H29V96H28ZM30 97H31V96H30ZM38 97H40V95H39ZM38 97H35V98H32V97H31V98H32V99H36V98H38ZM47 97H48V96H47ZM180 97H181V96H180ZM189 97H190V96H189ZM20 98H21V96H20ZM20 98H19V99H20ZM31 98L29 99V101L31 100ZM49 98H50V96H49ZM66 98H67V97H66ZM88 98H89V97H88ZM88 98H87V99H88ZM171 98H172V97H171ZM196 98H197V97H196ZM19 99H17L18 102L16 103L15 107H13V105H12L13 108L10 106V104H9L10 107L8 108V102H7V108H5V110H6V109L9 110V116L6 118V119H7V122L9 121V122H8L9 124H7V125H9V126L14 125L15 123H17V121L19 122V120L21 119L22 116H23V118H25V117H24V114H23V110H24V109L22 108V104L20 103L21 101H19ZM78 99H79V97H78ZM80 99H81V97H80ZM80 99H79V100H80ZM82 99H83V98H82ZM82 99H81V100H82ZM104 99H105V98H104ZM191 99H193V97H192ZM20 100H22V99H20ZM45 100H46V98H45ZM54 100H56V99H54ZM76 100H77V97H76ZM83 100H84V99H83ZM99 100H100V98H99L98 96L95 95V97H90V98L88 99V102H91V103H89V104H92V103H93V104H94V103L97 104V102H98ZM168 100H169V99H168ZM174 100H175V99H174ZM178 100H179V99H178ZM178 100H177V101H178ZM183 100H184L183 103L187 101L186 99H183ZM23 101H24V100H23ZM31 101H32V100H31ZM42 101H43V100H42ZM77 101H78V100H77ZM102 101H99V102H101V103H98L97 107H99V104H100V106H101V104L103 105L104 103H105L104 105L107 104V102H106L107 100H106V99L103 101V103H102ZM166 101H167V100H166ZM169 101H170V100H169ZM177 101L175 100V103H174V101H173V103L176 105V102H177ZM193 101H194V100H190V101L187 103L188 105H187L186 103H185V104H186L187 106H189V104H190L191 102H193ZM11 102H14V101H11ZM32 102H33V101H32ZM34 102H35V100H34ZM55 102H56V101H55ZM57 103H58V102H57ZM63 103H64V102H63ZM65 103H66V102H65ZM169 103H170V102H168L167 105H166V103H165V105L168 106ZM171 103H172V101H171ZM173 103H172V104H173ZM178 103H179V105H180L181 102L178 101ZM178 103H177V105H178ZM183 103H182V104H183ZM13 104H14V103H13ZM30 104H31V103H30ZM32 104H33V103H32ZM40 104H42V102H41ZM67 104H68V102H67ZM75 104H76V103H75ZM85 104H86V106H87V103H85ZM85 104H84V105H85ZM89 104H88V105H89ZM96 104H95V105H96ZM172 104H171V106L173 107ZM182 104H181V105H182ZM194 104L197 105V100H196V103H194ZM5 105H6V104H5ZM24 105H25V104H24ZM35 105H36V104H35ZM35 105H34V107H35ZM62 105H63V104H62ZM82 105H83V104H82ZM84 105H83V106H84ZM95 105H94V106H95ZM160 105H161V104H160ZM177 105L174 106V107L176 108ZM190 105H191V104H190ZM57 106H58V105H57ZM66 106H67V105H66ZM91 106H92V105H91ZM91 106L89 105L88 109L84 107V109H86L87 111H89V109H90ZM163 106H164V105H163ZM163 106H162V107H163ZM171 106H170V107H171ZM182 106H183V105H182ZM192 106H193V103H192ZM4 107H5V106H4ZM60 107H61V104H60ZM62 107H64V106H62ZM77 107H78V106H77ZM162 107H160V108H162ZM168 107H169V106H168ZM172 107H171V109L174 108V107H173V108H172ZM10 108H11V109H10ZM24 108H25V106H24ZM64 108H65V107H64ZM78 108H79V109L81 110V112H82V110H83V109H81L82 107H81V108L78 107ZM101 108H102V107H101ZM163 108H164V107H163ZM175 108L173 109L174 111H175ZM192 108H193V107H192ZM194 108H195V107H194ZM22 109H23V110H22ZM35 109L37 110V107H36ZM92 109H93V107H92ZM158 109H159V108H158ZM167 109H168V108H167ZM169 109H170V108H169ZM76 110H78V109H76ZM93 110H95V112H96V111L98 112V110H96L95 108H94ZM93 110H92V112H93ZM165 110H166V109H165ZM196 110L198 111V109H196ZM196 110L194 109V111H196ZM78 111H79V110H78ZM83 111H84V110H83ZM156 111H157V110H156ZM163 111H164V110H162V112H163ZM187 111H188V109H187ZM258 111H259V110H258ZM59 112H60V111H59ZM74 112H75V111H74ZM74 112H73V114H74ZM165 112H166V111H165ZM169 112H170V111H169ZM60 113L62 114V112H60ZM76 113H77V112H76ZM79 113H80V111H79ZM93 113H94V112H93ZM158 113H159V112H158ZM167 113H168V110H167ZM167 113H165V114H166L167 117H169V115H167ZM182 113H185V112H182ZM182 113H180V114H182ZM188 113H189V111H188ZM255 113H256V111H255ZM262 113H263V112H262ZM27 114H28V113H27ZM85 114H86V113H85ZM85 114H84V116H85ZM88 114H89V113H88ZM138 114H139V113H138ZM147 114H148V113H147ZM147 114H146V115H147ZM161 114L164 115V113H161ZM169 114L171 115V113H169ZM180 114H178V115L180 116ZM186 114H187V113H186ZM190 114H191V112H190ZM57 115H59V114H57ZM63 115H64V114H63ZM89 115H90V114H89ZM89 115H88V116H89ZM182 115H183V114H182ZM257 115H258V114H257ZM37 116H38V115H37ZM59 116H60V115H59ZM75 116H76V115H74V117H75ZM88 116H87V118L90 119V117H88ZM135 116H136V115H135ZM141 116H142V115H141ZM164 116H165V115H164ZM250 116H251V115H250ZM261 116H263V115H261ZM54 117H55V116H54ZM64 117H65V116H64ZM64 117H62V119H64ZM70 117H71V116H70ZM74 117H73V118H74ZM79 117H80V115H79ZM155 117H156V115H155ZM159 117H160V116H159ZM191 117H194V116H191ZM195 117H196V116H195ZM195 117H194V119H195ZM80 118H81V117H80ZM87 118L85 117V121L87 120ZM147 118H149V117H147ZM259 118H260V117H259ZM58 119H59V118H58ZM60 119H61V118H60ZM69 119H70V118H69ZM81 119H82V118H81ZM81 119H80V120H81ZM163 119H164V118H163ZM172 119H174V118H172ZM21 120H23V119H21ZM35 120H36V119H35ZM37 120H38V117H37ZM37 120H36V121H37ZM46 120H47V119H46ZM54 120H55V119H54ZM56 120H57V119H56ZM64 120H65V119H64ZM75 120H76V119H74V121H75ZM147 120H148V119H147ZM169 120H170V119H169ZM178 120H179V119H178ZM178 120L176 119V121H178ZM191 120H193V119H191ZM191 120H190V121H191ZM256 120H257V119H256ZM5 121H6V120H5ZM58 121H59V120H58ZM70 121H71V119H70ZM83 121H84V120H83ZM83 121H82V122H83ZM85 121H84V122H85ZM162 121H163V120H162ZM172 121H173V120H171V122H172ZM195 121H196V120H195ZM197 121H198V120H197ZM254 121H255V120H254ZM7 122H6V123H7ZM22 122H23V121H22ZM54 122H56V121H54ZM68 122H69V121H68ZM137 122H138V121H137ZM141 122H142V120H141ZM174 122H175V121H174ZM174 122H173V123H174ZM225 122H226V121H225ZM227 122H228V121H227ZM262 122H263V121L261 120V123H262ZM35 123H38V125H40L39 121H38V122H35ZM60 123L62 124V121H61ZM73 123H74V122H73ZM73 123L71 122L70 125H71V124L73 125ZM144 123H145V122H144ZM149 123H150V122H149ZM168 123H169V121H168ZM173 123H172V125L176 124V123H174V124H173ZM188 123H189V119H188V117H187L186 115H184L183 118H182V127H183L182 130L185 131V129H187L188 127H191V128H192V126H194V123H193L192 126H188V127H187L186 125H187ZM228 123H229V122H228ZM263 123H264V122H263ZM77 124H78V123H76V125H77ZM79 124H80V123H79ZM137 124H138V123H137ZM151 124H152V123H151ZM151 124H150V126H151ZM179 124H180V122H179ZM179 124H178V126H176V125H175V126H176V127H179ZM189 124L191 125V123H189ZM18 125H19V124H17V126H18ZM55 125H57V124H55ZM86 125H87V124H86ZM147 125H148V124H147ZM153 125H154V124H153ZM158 125L160 126V124H157V126L155 127L156 129H157V127H159ZM219 125H220V123H219ZM244 125H246V124L244 123ZM248 125H249V124H248ZM263 125H264V124H262V126H263ZM9 126L7 127V126L5 125L4 127L8 128V129H6V128H3V129H6L7 131H8V130H11V129H9V128H10ZM58 126H61V125L58 124V125L55 126V127L57 128ZM64 126H65V125L63 124L62 127H64ZM83 126H84V125H83ZM143 126H144V125H143ZM148 126H149V125H148ZM154 126H155V125H154ZM166 126H167V123H166ZM197 126H198V124H197ZM225 126H226V124H225ZM227 126H228V125H227ZM232 126H233V125H232ZM249 126H250V125H249ZM249 126H248V127H249ZM262 126L259 125V126H258L259 129H258V128H254V129H258V130L256 131L257 134L255 133L256 136L259 135L258 133H259V131L262 129V128L260 129V127H262ZM21 127H22V126H21ZM66 127H67V128H65V129L67 130V129H68V126H66ZM70 127H72V126H70ZM84 127H85V126H84ZM137 127H138V126H137ZM161 127H164V126H161ZM161 127H159V128H161ZM173 127H174V126H172L171 129H172ZM176 127L172 129V131H171L172 133H173V132L176 133L175 131L178 129V128L176 129ZM180 127H181V125H180ZM194 127H195V126H194ZM194 127H193V129H192L193 132H194V130L197 129V128L194 129ZM235 127H236V126H235ZM12 128H13V127H12ZM59 128H60V127H59ZM59 128H57V129H59ZM133 128H134V127H133ZM138 128H139V127H138ZM138 128H137V129H138ZM144 128H145V127H144ZM149 128H150V127H149ZM151 128H152V126H151ZM167 128H168V127H167ZM237 128H238V127H237ZM240 128H241V126H240ZM13 129H14V128H13ZM70 129H71V128H69L68 131H69ZM145 129H147V127H146ZM163 129H165V128H163ZM175 129H176V130H175ZM233 129H235V128H233ZM246 129H247V128H246ZM250 129H251V127H250ZM263 129H264V128H263ZM263 129H262V133H263ZM35 130H36V129H35ZM40 130H41V129H40ZM46 130H47V129H46ZM62 130H63V128H62ZM77 130H78V128H77ZM82 130H83V129H81V131H82ZM85 130H86V129H85ZM157 130H158V129H157ZM173 130H175V131H173ZM222 130H223V129H222ZM228 130H229V129H228ZM243 130H244V129H243ZM243 130H242V131H243ZM4 131H5V130H2L1 133L4 132ZM15 131H16V130H15ZM22 131H23V130H22ZM25 131H26V130H25ZM27 131H28V130H27ZM33 131H34V130H33ZM54 131H55V130H54ZM54 131H53V132H54ZM57 131H60V130H57ZM57 131H56V133L58 134ZM119 131H120V130H119ZM133 131H134V130H133ZM145 131H148V130H145ZM145 131H144V132H145ZM152 131H154V127H153ZM152 131H151V132H152ZM160 131H162V132L165 134V138L169 137L168 134L171 133V132H169L168 130H167L168 133H165V132H164L163 130H161V129H160ZM165 131H166V129H165ZM186 131H187V130H186ZM186 131H185L184 133L182 132L181 135L183 136V134H185ZM230 131H231V130H230ZM236 131H237V130H236ZM238 131H240V130H238ZM248 131H249V128H248ZM23 132H24V131H23ZM23 132H22V133H23ZM47 132H48V131H47ZM51 132H52V131H51ZM63 132H64V131H63ZM70 132H71V131H70ZM72 132H73V131H72ZM75 132H77V131L75 130ZM78 132H80V131L78 130ZM136 132H137V130H136ZM154 132H155V131H154ZM154 132H153V133H154ZM177 132H178V131H177ZM187 132H188V131H187ZM190 132H191V130H190ZM193 132H192V133H193ZM195 132H196V131H195ZM4 133H6V132H4ZM20 133H21V130H20ZM35 133H37V130H36ZM40 133H41V132H40ZM40 133H39V134H40ZM42 133H43V132H42ZM54 133H55V132H54ZM64 133H65V132H64ZM148 133H149V131H148ZM153 133H152V134H153ZM163 133H161V134H163ZM179 133H181V132H179ZM179 133H178V134H179ZM192 133H190V134H192ZM219 133H220V132H217V134H219ZM224 133H225V131H224ZM233 133H234V132H233ZM240 133H243L242 136H243L244 138L247 137V138H246V139H247L246 142L248 143V141H250V140L248 139V137L251 136L250 133L248 134V136H245V135H244V134H245L244 132H240ZM240 133H239V134H240ZM252 133H253V132H252ZM252 133H251V134H252ZM9 134H10V133H9ZM46 134H47V133H46ZM78 134H79V133H78ZM82 134H83V133H82ZM120 134H121V132H120ZM150 134H151V133H150ZM150 134H149V136H150ZM159 134H160V133H159ZM159 134H158V135H159ZM220 134H221V133H220ZM234 134L236 135L237 133L235 132ZM239 134H237V136H238ZM263 134H264V133H263ZM15 135H16V134H15ZM21 135H22V134H21ZM34 135H35V134H34ZM61 135L64 136V134H61ZM75 135H76V133H75ZM80 135H81V134H80ZM144 135H145V133H144ZM146 135H147V132H146ZM158 135H157V136H158ZM192 135H194V134H192ZM199 135H200V134H199ZM222 135H223V132H222ZM224 135H225V134H224ZM226 135H227V133H226ZM230 135H232V134H231V133H228V137L230 138V140H231V138H235V137H232V136H234V135H232V136H230ZM240 135H241V134H240ZM240 135L237 137V139H239L240 141H242L241 139H243V138L241 137V139H240V138H239ZM7 136H8V135H7ZM11 136H12V135H11ZM35 136H36V135H35ZM37 136H38V135H37ZM51 136H52V135H51ZM66 136L68 137L67 134H66ZM66 136H64V137L66 138ZM71 136H74V135H71ZM94 136H95V134H94ZM117 136H118V135H117ZM149 136L147 135L148 138H149ZM151 136H152V135H151ZM166 136H167V137H166ZM179 136H180V135H179ZM185 136H186V137H185ZM194 136H195V135H194ZM5 137H6V135H5ZM12 137H13V136H12ZM53 137H54V136H53ZM61 137H62V136H61ZM69 137H70V136H69ZM122 137H123V136H122ZM137 137H139V136H137ZM147 137H146V138H147ZM155 137H156V136H155ZM158 137H162V136L159 135ZM173 137H174V136H173ZM180 137H181V136H180ZM180 137H179V139H180ZM187 137H188V135L185 134L183 138H186V140H187ZM209 137H210V136H209ZM212 137H214V135H213ZM251 137H253V136H251ZM258 137H259V136H258ZM6 138H7V137H6ZM14 138H15V137H14ZM32 138L34 139L35 137H32ZM38 138H39V136H38ZM58 138H59V137H58ZM70 138H71V137H70ZM72 138H73V137H72ZM72 138H71V139H72ZM74 138H75V136H74ZM91 138H92V137H91ZM146 138H145V139H146ZM181 138H182V137H181ZM190 138H191V137H190ZM216 138H217L216 141H218V142H217V146H218L219 141H221L222 138H221V137H220L221 139L218 138V137H216ZM229 138L227 139V137H226V140H225L224 138H223V140H224L225 142H226V141L228 142ZM11 139H12V138H11ZM11 139H10V140H11ZM33 139H32V140H33ZM39 139H40V138H39ZM63 139H64V138H63ZM63 139H62V140H63ZM150 139H151V137H150ZM154 139H156V138H154ZM162 139H163V138H162ZM168 139H169V138H168ZM219 139H220V140H219ZM251 139H252V138H251ZM255 139L257 140L256 137L253 138L254 141H255ZM258 139H259L258 142H259L260 140L262 141V139H260V138H258ZM10 140H9V141H10ZM13 140H15V139H13ZM34 140L37 141V142H39L37 139H34ZM51 140H52V139H51ZM54 140H55V138H54ZM62 140H61V141H62ZM146 140H147V139H146ZM158 140L161 141L160 138H158ZM180 140H181V139H180ZM180 140H178V141L180 142ZM188 140H189V138H188ZM230 140H229V141H230ZM233 140H235V139H232V141H231V143H230V145H229L230 147L233 146V145H232ZM239 140H237V142H234V143H237V148H238V147H241V144H242V146H246V145H248V144L244 141V140H245V139H244V140L242 141V143L240 144V146H238V141H239ZM7 141H8V140H7ZM35 141H34L33 143H35V146H36V143H37V142H35ZM63 141H65V140H63ZM72 141H73V140H72ZM96 141H98V140H96ZM123 141H124V140H123ZM149 141H150V140H149ZM151 141H152V139H151ZM201 141H202V140H201ZM224 141H223V142H224ZM31 142H32V141H31ZM52 142H53V141H52ZM56 142H58V141H56ZM73 142H74V141H73ZM141 142H142V141H141ZM152 142H155V141L153 140ZM176 142H177V140H176ZM182 142H183V141H182ZM191 142H192V141H191ZM221 142H222V141H221ZM244 142H245L246 144H245ZM258 142H257V143H258ZM8 143H9V142H8ZM8 143H7V144H8ZM63 143H64V142H63ZM76 143H77V141H76ZM76 143H75V144H76ZM98 143H99V141H98ZM145 143H146V142H145ZM145 143H144V144H145ZM192 143H194V142H192ZM202 143H203V141H202ZM205 143H206V142H205ZM213 143H215V142H213ZM243 143H244V144H243ZM249 143L251 144V142H249ZM7 144H6V146H10L9 144H8V145H7ZM40 144H41V143H40ZM53 144H54V143H53ZM61 144H62V143H61ZM61 144H60V145H61ZM73 144H74V143H73ZM135 144H136V143H135ZM156 144H157V143H156ZM156 144H155V143H154V144L151 143L152 148H153V147L155 148ZM159 144H160V143H159ZM161 144H162V142H161ZM200 144H201V142L199 143V145H200ZM220 144H222V143H220ZM220 144H219V145H220ZM228 144H229V142H228ZM228 144H226V146H227V147L225 146L226 148L229 147ZM250 144H249V148H250V146H252V144L255 145L256 143L252 142V144H251V145H250ZM31 145H32V144H31ZM50 145H52V143H51ZM60 145H58V146H60ZM77 145H78V143L76 144V146H77ZM145 145H146V144H145ZM145 145H143V146H145ZM153 145H154V146H153ZM176 145H177V144H176ZM194 145L197 146V144H193V145L191 144V146H194ZM211 145H212V144H211ZM211 145L209 144V148H208V149H210V146H211ZM35 146H34V147H35ZM38 146H39V145H38ZM53 146H54V145H52V148H53ZM62 146H63V145H62ZM62 146H60V148H61ZM65 146H66V145H65ZM76 146H72L71 148L74 149L73 147L76 148ZM83 146H84V145H83ZM143 146H142V147H143ZM161 146H162V145H161ZM204 146H205V145H204ZM204 146H202V151H203V147H204ZM213 146H214V145H213ZM215 146H216V145H215ZM1 147H2V146H1ZM1 147H0V150H2ZM32 147H33V146H32ZM34 147H33V148H34ZM36 147H37V146H36ZM36 147L34 148L35 150H36ZM49 147H50V146H49ZM78 147H79V145H78ZM81 147H82V145H80L79 148L81 149ZM84 147H85V146H84ZM102 147H103V146H102ZM102 147H101V148H102ZM157 147H158V146H157ZM157 147H156V148H157ZM200 147H201V146H200ZM230 147H229V148H230ZM263 147H264V146H262V148H263ZM4 148L6 149V147H4ZM30 148H31V147H30ZM30 148H29V149H30ZM37 148H39V147H37ZM40 148H41V147H40ZM52 148H51V150H52ZM56 148H57V147H56ZM68 148H69L68 150H71V149H70V146H68ZM82 148H83V147H82ZM158 148H160V147H158ZM158 148H157V150H158ZM172 148H173V146H172ZM172 148H170V149H172ZM189 148H190V147H189ZM193 148H194V147H193ZM193 148L191 147L190 152L192 151ZM197 148L200 150L199 146H197ZM235 148H236V145H235ZM241 148H242V147H241ZM247 148H248V147H245V148L243 147V150H242V151L246 150ZM5 149H3V150L5 151ZM20 149H21V148H20ZM29 149H28V150H29ZM31 149H32V148H31ZM58 149H59V148H58ZM64 149H66V148H64ZM64 149H63V150H64ZM85 149H86V147H85ZM143 149H144V148H143ZM145 149H146V148H145ZM165 149H166V148H165ZM168 149H169V147H168ZM204 149H206V148H204ZM215 149H216V148H215ZM219 149H220V148H219ZM219 149H218V150H219ZM222 149H224L223 145H222ZM222 149H220V150L222 151ZM238 149H240V148H238ZM254 149H256V148L254 147ZM259 149H260V148H259ZM3 150H2V151H3ZM21 150H22V149H21ZM35 150L32 149V152L34 153ZM68 150H66L67 153H69ZM75 150H76V149H75ZM82 150H83V151H86V150H84V148H83ZM87 150H88V148H87ZM137 150H138V149H137ZM166 150H167V149H166ZM182 150H183V149H182ZM230 150H231V149H230ZM256 150H258V149H256ZM260 150H261V149H260ZM2 151H1V152H2ZM7 151H8V150H7ZM59 151H60V150H59ZM72 151H74V150H71L70 153H71L72 156H74L73 153H72ZM83 151H81V152H83ZM101 151H102V149H101ZM146 151H147V149H146ZM176 151H177V150H176ZM176 151L174 150V152H175V156H174V155L172 156V155L170 154V155L172 156V158L170 157L171 160H172L174 157H175V158H179V156L176 157V153L179 152V150H178L177 152H176ZM185 151H186V150H184V152H185ZM196 151H197V150H196ZM208 151H210V152L213 151V152H212L213 154H212V153L210 154V152H209L208 154H209L210 156L213 155V157H212L213 159L211 160V161H212V164H211V165H214V167H215V164H213V163H214L213 160H215V161L218 160V159H219V160H220V159L223 160L224 156H226V155H227V157H228L229 159L232 158L233 156H234V158H235V157H237L238 154H239V153H238V154H235V155H237V156H235V155L233 154L232 157H231V156L228 154L229 150H228V152H226V155L223 154L224 152H220V151H216V150H215V151H216V152H215L214 149H212V150H208ZM231 151H232V150H231ZM231 151H230V152H231ZM261 151H264V149L261 150ZM261 151H260L259 153H261ZM23 152H24V154L26 153L25 151H22V153H23ZM37 152H38V151H37ZM51 152H52V151H51ZM51 152H50V153H51ZM74 152H76V151H74ZM81 152H80V155H81ZM86 152H87V151H86ZM97 152H100V151H97ZM135 152H136V151H135ZM138 152L140 153L141 151L138 150ZM138 152H137V153H138ZM154 152H155V151H154ZM154 152L152 153L153 155H154ZM166 152H168V151H166ZM171 152H172V151H171ZM171 152L169 151L168 153H171ZM182 152H183V151H182ZM193 152H194V149H193ZM204 152H206V151H204ZM234 152H235V150H234ZM244 152H245V151H244ZM247 152H250V151L248 150ZM4 153L7 154V152H4ZM14 153H15V152H14ZM14 153H12V155H13ZM17 153H19V152H17ZM28 153H31L30 150H29ZM33 153H32V154H33ZM61 153H62V151H61ZM61 153H60V155H62ZM70 153H69V154H70ZM76 153H77V152H76ZM91 153H92V152H91ZM93 153H94V152H93ZM124 153H125V152H124ZM137 153H136V154H137ZM197 153H198V152H197ZM259 153H257V154H259ZM263 153H264V152H263ZM263 153H262V154H263ZM1 154H2V153H1ZM51 154H53V153H51ZM54 154H55V153H54ZM57 154H58V153H57ZM69 154H68V156L70 157L71 155H69ZM84 154H85V153H84ZM86 154H88V153H86ZM86 154H85V156H86ZM98 154H99V153H98ZM125 154H126V153H125ZM132 154H133V153H131V154L129 155L130 157H128V159H130V161L127 159V160L130 162L131 165H132L133 163L135 164V162L137 161V160L135 161V160L133 159V160L135 161V162H133V161H131V158H136V159H138L139 156H140V155L136 156V154H135L136 157H135V156L132 157ZM140 154H141V153H140ZM150 154H151V153H150ZM157 154H158V156H159L161 153L159 154V152H158ZM157 154H156V155H157ZM185 154H186V153H183V156H184ZM202 154H204V153H202ZM202 154H201V155H202ZM208 154H207V155H208ZM230 154H231V153H230ZM240 154H241V153H240ZM240 154H239V155H240ZM246 154H248V153L245 152V155H244V154H243V155L246 157ZM257 154H256V152H254V153L252 152V155H256V156L258 157L260 154H259V155H257ZM55 155H56V154H55ZM76 155H78V153H77ZM133 155H134V154H133ZM147 155H148V154L145 153V156H147ZM187 155H189V154L187 153ZM204 155L206 156L205 159H207L208 156H207L206 154H204ZM250 155H251V154H250ZM252 155H251V156H252ZM4 156H5V155H4ZM7 156H8V155H7ZM7 156H6V157H7ZM23 156H24V155H22V157H23ZM30 156H31V155H29V157H30ZM48 156H49V155H48ZM52 156H53V155H52ZM58 156H59V155H58ZM94 156H95V155H94ZM100 156H101V155H100ZM126 156H127V155H126ZM148 156H149V155H148ZM148 156H147V157H148ZM150 156H151V155H150ZM158 156H157V157H158ZM161 156H162V155H161ZM165 156H166V154H165ZM183 156H182V157H183ZM196 156H198V155H196ZM202 156H203V155H202ZM205 156H204V157H205ZM244 156H243V157H244ZM247 156H248V155H247ZM11 157L13 158V156H11ZM37 157H38V156H37ZM53 157L55 158V156H53ZM53 157H52V158H53ZM59 157H60V156H59ZM82 157H83V156H82ZM87 157H88V156H87ZM101 157H102V156H101ZM137 157H138V158H137ZM154 157H155V155H154ZM167 157H168V155H167ZM167 157H166V158H167ZM187 157H189V156H187ZM187 157H184L183 160H184L185 158H187ZM193 157H194V155H193ZM193 157L191 156V159L193 160V162H192L191 159H190V162H189V158L186 159V161H187V160H188V161H187V163L185 164V166H190V164H192V166H193L194 164L197 165V163H198L199 161H198V162L196 161V163H194V158H193ZM204 157H203V158H204ZM241 157H242V156H241ZM243 157H242V158H243ZM253 157L255 158V156H253ZM257 157H256V158H257ZM261 157H262V155H261ZM4 158H5V157H4ZM7 158H9V157H7ZM7 158H6V159H7ZM20 158H21V157H19V160H20ZM23 158H24V157H23ZM32 158H33V156H32ZM50 158H51V157H50ZM52 158H51V160H52ZM54 158H53V159H54ZM57 158H58V157H57ZM85 158H86V157H85ZM94 158H95V157H94ZM124 158H125V157H124ZM141 158H142V157H141ZM151 158H152V157H151ZM197 158H198V157H197ZM247 158H249V156H248ZM247 158H245V159L248 161ZM258 158H259V157H258ZM0 159H2L1 155H0ZM34 159H35V157L32 159V162L34 161ZM59 159H60V158H59ZM200 159H201V158H200ZM210 159H211V158H210ZM210 159H209V160H210ZM243 159H244V158H243ZM249 159H250V158H249ZM251 159H253V158H251ZM251 159H250V160H251ZM2 160H3V159H2ZM2 160H1V161H2ZM4 160H5V159H4ZM21 160H22V159H21ZM43 160H44V159H43ZM56 160H58V159H56ZM89 160H90V159H89V157H88V161H87V163L89 162ZM100 160H101V159H100ZM100 160H99V161H100ZM124 160H125V159H124ZM127 160H126V161H127ZM139 160H140V158H139ZM139 160H138V161H139ZM151 160H153V158H152ZM156 160H160V161H161V159H159V158L156 159ZM181 160H182V159H181ZM196 160H199V159H196ZM209 160L207 159V162H208ZM230 160H231V161H230ZM230 160H229V163L232 162L233 159H230ZM246 160H245V161H246ZM257 160H258V159H257ZM5 161H6V160H5ZM9 161H10L11 163L8 162V164H11V165H8V164H7V165H8V166H11V170H10V172H11L13 166H12V161H11V160H9ZM15 161H16V160H15ZM64 161H65V160H64ZM97 161H98V160H97ZM162 161H163V160H162ZM178 161H179V160H178ZM203 161H204V160H203ZM211 161H210V162H211ZM245 161H244V162H245ZM247 161H246V162H247ZM251 161H252V160H251ZM253 161H254V159H253ZM253 161H252V162H253ZM260 161H261V160H260ZM32 162H31V158H30V163L32 164ZM55 162H57V161H55ZM62 162H63V159H62ZM82 162H83V161H82ZM84 162H86V161H84ZM84 162H83V163H84ZM131 162H133V163H131ZM181 162H182V161H181ZM188 162H189V163H188ZM191 162H192V163H191ZM201 162H202V161L200 160V162H199L200 165H201ZM205 162H206V161L203 162V166H204ZM207 162H206V163H207ZM216 162H217V161H216ZM216 162H215V163H216ZM221 162H222V161H221ZM221 162H219V163H221ZM234 162H236V161H233V163H234ZM244 162H243V163H244ZM246 162H245V163H246ZM23 163H25V160H24ZM30 163H29V164H30ZM59 163H60V162H59ZM59 163H58V164H59ZM83 163H82V164H83ZM98 163H99V162H98ZM137 163H138V162H136L135 165H137ZM142 163H143V160H142ZM142 163H141V161L138 163L140 166L142 165L141 168L144 166ZM146 163H147V162H146ZM178 163H179V162H178ZM193 163H194V164H193ZM208 163H209V162H208ZM229 163H228V164H229ZM233 163H231V165H232ZM236 163H237V162H236ZM245 163H244V165H245ZM247 163H249V165L251 164V162H247ZM258 163H259V162H258ZM0 164H1V163H0ZM31 164H30V165H31ZM47 164H49V163H47ZM60 164H61V163H60ZM62 164L64 165L65 163H62ZM70 164H71V163H69V166H68L69 168H68V170H67V171L65 170L66 172H68L69 170H71V169H70V167H71ZM126 164H127V163H126ZM147 164H148V163H147ZM147 164H146V165H147ZM160 164L162 165V163H160ZM164 164H165V163H164ZM174 164H175V163H174ZM174 164H173V165H174ZM179 164H180V163H179ZM216 164H217V163H216ZM226 164H227V162H226ZM234 164H235V163H234ZM1 165H2V164H1ZM27 165H28V164H27ZM65 165H66V164H65ZM67 165H68V164H67ZM73 165H74V164H73ZM92 165H93V164H92ZM95 165H97V164H95ZM127 165H128V164H127ZM139 165H138L137 167L133 165V168H134V167H135V168H138V167H140ZM166 165H167V164H165L164 166H166ZM168 165H169V164H168ZM181 165H183V164L181 163ZM181 165H180V167H181ZM195 165H194V166H195ZM206 165H207V164H206ZM206 165H205V166H206ZM218 165H219V164H218ZM224 165H225V164H224ZM236 165H237V164H235V166H236ZM246 165H247V164H246ZM256 165H257V162H256ZM262 165H263V164H261V168H260L259 170H261V169L263 168ZM53 166H54V165H53ZM129 166H130V165H129ZM147 166H148V165H147ZM149 166H150V165H149ZM194 166H193V167H194ZM198 166H199V165H198ZM198 166H197V167H198ZM201 166H202V165H201ZM201 166H199V167H201ZM227 166H229V165H227ZM227 166H225L224 169L227 168ZM241 166H243V165H241ZM259 166H260V165H259ZM17 167L19 168V166H17ZM56 167L60 168V167L57 166V165H56ZM56 167H54V169H55ZM63 167H64V168H63ZM66 167H67V166H66ZM72 167H73V166H72ZM95 167H96V166H95ZM168 167H170V166H168ZM172 167H174V166H172ZM190 167H191V166H190ZM193 167H192V169L190 168L189 170H195ZM197 167L195 166V168H197ZM206 167H207V166H206ZM218 167H220V166H218ZM232 167H234V166L232 165ZM232 167H231V168L229 167V170H231ZM244 167H245V166H244ZM1 168H2V167H1ZM26 168H27V167H26ZM28 168H30V167H28ZM36 168H37V167H36ZM41 168H42V167H41ZM62 168L65 169V166H62ZM131 168H132V167H131ZM150 168H151V167H150ZM160 168H161V167H160ZM165 168H166V170H167V167H165ZM184 168H185V167H184V165H183V167H182V170H183L182 173H184ZM187 168H188V167H186L185 169L188 170ZM202 168L204 169L205 167H202ZM208 168H209V167H208ZM220 168H222V169H219L220 171H221V170H224L222 166H221ZM9 169H10V168L6 169V171H8ZM54 169L52 170L53 173L56 172V170L54 171ZM161 169H164L163 165H162V168H161ZM170 169H173V170H174V168H171V167H170V168L168 169V173L171 171ZM200 169H201V168H200ZM203 169H201V170L203 171ZM251 169H252V168H251ZM255 169L257 170V168H255ZM14 170H16L15 167H14ZM14 170H13V171H14ZM19 170H20V168H19ZM24 170H25V169H24ZM24 170H23V173L25 172ZM27 170H29V169H26V171H27ZM41 170H42V169H41ZM58 170H59V171H58ZM58 170H57V172H60L61 169H58ZM75 170H76V169H75ZM83 170H84V169H83ZM85 170H86V169H85ZM85 170H84V171H85ZM96 170H98V168H97ZM123 170L125 171L126 168H123ZM123 170H122V171H123ZM129 170H130V168H129ZM133 170H134V169H133ZM154 170H155V169H154ZM169 170H170V171H169ZM186 170H185V171H186ZM205 170H206V169H204V171H205ZM209 170H210V169H209ZM209 170H206V171H209ZM211 170L213 171L214 169L211 168ZM215 170H216V168H215ZM215 170H214V173L216 174L217 171H215ZM234 170H235V172H234L235 174H232L233 176L236 175V173H238V172L236 171V170H237V166H236V169H234ZM234 170H233V171H234ZM246 170H247V172H248L249 169H247V167H246ZM262 170L264 171V168H263ZM262 170H261V171H262ZM72 171H73V170H72ZM77 171H78V168H77ZM87 171H89V169H88ZM117 171H118V170H117ZM117 171H115V172H117ZM157 171H158V169H157ZM206 171H205V172H206ZM220 171H219V172H220ZM231 171H232V170H231ZM263 171H262V172H263ZM4 172H5V169H4ZM40 172H42V171H40ZM57 172H56V173H57ZM61 172H62V171H61ZM61 172H60V173H61ZM66 172H65V173H66ZM70 172H71V171H69V173H70ZM81 172H82V171H80V174H81ZM128 172H129V171H128ZM136 172H139V171H136ZM145 172H146V171H145ZM145 172H144V173H145ZM162 172H163V173H164V172L167 173V171H164V170H162ZM175 172H176V171H175ZM186 172H187V171H186ZM190 172H192V171H190ZM190 172H189L188 175H192ZM219 172H218V173H219ZM223 172H224V171H223ZM226 172H227V170L225 171V173H226ZM247 172H245V173H247ZM250 172H251V171H250ZM253 172H254V170H253ZM262 172H261V173H262ZM14 173H15V172H14ZM37 173H39V172H37ZM65 173H64V174H65ZM85 173H86V172H85ZM118 173H119V172H118ZM118 173L115 174V175H118ZM126 173H127V172H124L123 174L126 175ZM129 173H131V172H129ZM129 173H128V174H129ZM144 173L142 172V174H144ZM146 173H147V172H146ZM168 173H167V174H168ZM170 173H171V172H170ZM203 173H204V172H203ZM225 173L220 172L218 178H221V179H222V175H221V174H225ZM231 173H232V172H231ZM239 173H240V174L242 173L241 170H240ZM239 173H238V174H239ZM259 173H260V171H259ZM259 173H258V171H257V176H258V177H259V175H262V176L264 177V173H263V174H261V173L259 174ZM8 174H9V172H8ZM10 174H11V173H10ZM26 174H27V172H26ZM28 174H29V172H28ZM28 174H27V176H29ZM39 174L42 175V173H39ZM44 174H45V173H44ZM74 174L76 175V173H74ZM78 174H79V173H78ZM80 174H79V175H80ZM83 174H84V172H83ZM88 174H89V172H88ZM93 174H94V173H93ZM142 174H141V175H142ZM156 174H158V173H156ZM164 174H165V173H164ZM175 174H176V173H175ZM196 174H198V173H196ZM196 174L193 173L194 177H193V176H187L186 178H188V177L191 178V177H192L191 180L196 179V176H195ZM201 174H202V172H201ZM206 174H207V173H206ZM211 174H213V172H212ZM247 174H249V172H248ZM247 174H243V175H241V176L243 177L244 175H247ZM251 174H252V173H251ZM253 174H254V173H253ZM255 174H256V173H255ZM255 174H254V175H255ZM48 175H49V174H48ZM50 175H51V174H50ZM75 175H74V176H75ZM81 175H82V174H81ZM112 175H114V173H113ZM125 175H124V176H125ZM168 175H170V174H168ZM183 175H184V174H183ZM186 175H187V174H186ZM186 175H185V176H186ZM203 175H204V174H203ZM207 175H208V174H207ZM220 175H221V177H220ZM228 175H230V173H228ZM232 175H231V176H232ZM249 175H250V174H249ZM249 175H248V176H249ZM43 176H44V175H43ZM43 176H41V178H42ZM54 176L57 177L58 175L56 176V174H54ZM72 176H73V175H72ZM72 176H70V179L67 178V179H68V182L72 180V179H71ZM74 176H73V177H74ZM82 176H84V175H82ZM88 176H89V175H88ZM93 176H94V177H92V178L95 179V178H96V177H95V174H94ZM110 176H111V175H110ZM118 176H119V175H118ZM124 176L121 177L122 180H123V177H124ZM129 176H130V174H129ZM134 176H135V177L137 176V178H138L137 173H136V174L134 173ZM158 176H159V174H158ZM158 176H157V177H154V178H155V179L158 178V180H159V179H160L159 177H161L162 174H161V176H159V177H158ZM198 176H199V175H198ZM209 176H211V175H208V177H209ZM215 176H216V175H215ZM215 176H214V177H215ZM226 176H227V173H226L225 177H226ZM236 176H239V175H236ZM262 176H261V177H262ZM7 177H8V176H7ZM10 177H11V176H10ZM23 177H24V176H23ZM55 177H54V179H55V180H58V178H55ZM112 177H113V176H111L110 178H112ZM130 177H132V175H131ZM130 177H128V178L130 179ZM168 177H169V176H168ZM173 177H174V176H173ZM175 177H176V176H175ZM214 177H212V178H214ZM223 177H224V176H223ZM234 177H235V176H234ZM261 177H260V178H261ZM1 178H2V176H1ZM3 178H5V177H3ZM26 178H27V177H26ZM52 178H53V177H52ZM61 178L64 179L65 176H63V174H61L59 180H60ZM77 178H78V176H77ZM81 178H83V177H81ZM86 178H87V177H86ZM89 178H90V177H89ZM162 178H163V177H162ZM171 178H172V177H171ZM171 178H170V180L172 181ZM189 178H188V179H189ZM198 178H199V177H198ZM201 178H202V177H201ZM229 178H230V177H229ZM245 178H247V177L245 176V177H244V180H246ZM6 179H7V178H6ZM38 179H39V178H38ZM42 179H43V178H42ZM48 179H49V176H48ZM93 179H92V182H93ZM129 179H128V180H129ZM166 179H167V178H166ZM175 179H176V178H175ZM177 179H178V178H177ZM184 179H185V178H184ZM199 179H200V178H199ZM199 179H196V180L198 181ZM202 179H204V178H202ZM241 179H243V178H241ZM247 179L249 180V178H247ZM254 179H256V178H254ZM257 179H258V178H257ZM2 180H3V179H2ZM4 180H5V179H4ZM25 180H26V179H25ZM25 180H24V181H25ZM44 180H45V178H44ZM44 180H43L42 182H44ZM59 180H58V183L61 182V181H59ZM64 180L66 181V178H65ZM80 180H81V179H80ZM80 180H77V181H79V182H77V181H76V182H77V183H80ZM88 180H89V179H88ZM90 180H91V178H90ZM116 180H117V179H116ZM126 180H127V179H126ZM126 180H125V183H126V184H125V183H124V184H125L126 186H130L129 184L127 185V183H128L129 181H128V180L126 181ZM170 180H168V181L170 182ZM191 180H190V181H191ZM209 180L211 181V180H213V179L209 178ZM222 180H225V181H226L227 179H222ZM222 180H221V181H222ZM228 180H230V179H228ZM248 180H247V181H248ZM260 180H261V179H260ZM263 180H264V179H263ZM5 181H7V180H5ZM37 181H38V180H37ZM51 181H52L51 183L54 182L53 180H51ZM95 181H96V180H95ZM130 181H131V180H130ZM143 181H144V180H143ZM168 181H167V182H168ZM193 181H194V180H193ZM199 181H201V179H200ZM202 181L205 182L206 180L204 179V180H202ZM225 181H224V182H225ZM231 181H233V183L236 182L234 179L232 180V178H231ZM253 181H254V180H253ZM2 182H3V181H2ZM42 182H41V183H42ZM66 182H67V181H66ZM76 182H75V183H76ZM88 182H89V181H88ZM90 182H91V181H90ZM123 182H124V180H123ZM132 182H133V180H132ZM145 182H146V181H145ZM163 182H164V181H162V185H163ZM169 182H168V183H169ZM173 182H174V181H173ZM186 182H187V180H186ZM203 182H202V183H203ZM222 182H223V181H222ZM229 182H230V181H229ZM255 182H256V180H255ZM255 182H254V183H255ZM260 182H262V180H261ZM260 182L258 181L259 185L262 184V183H260ZM3 183H4V185H5V182H3ZM34 183H35V182H34ZM58 183L56 184V186H59ZM63 183H64V182H63ZM97 183H98V182H97ZM106 183H108V182H106ZM106 183H105V184H106ZM129 183H130V182H129ZM133 183H134V182H133ZM135 183H138V182H135ZM135 183H134V184H135ZM159 183H160V182H159ZM159 183H158V184H159ZM174 183H175V182H174ZM176 183H178V182H176ZM197 183H198V182H197ZM197 183H195V184H197ZM206 183H207V182H206ZM231 183H232V182H231ZM238 183H239V181H238ZM245 183H246V181H245ZM251 183H252V182H251ZM263 183H264V182H263ZM59 184H60V183H59ZM65 184H66V183H65ZM65 184H62L61 186L65 185ZM80 184H82V181H81ZM102 184H103V183H102ZM131 184H132V183H131ZM164 184H165V183H164ZM178 184H180V183H178ZM200 184H201V183H199L198 185H200ZM220 184H221V183H220ZM227 184H228V182H227ZM240 184L242 185V183H239L238 185H240ZM246 184H247V183H246ZM4 185H3V186H4ZM24 185H25V184H24ZM28 185H29V184H28ZM36 185H37V184H36ZM45 185H46V183H45ZM45 185H44V186H43V185H40V187L43 186V188H44ZM47 185H48V184H47ZM76 185L78 186V184H76ZM76 185L73 184L72 186H76ZM90 185H91V184H90ZM92 185H93V184H92ZM92 185H91V186H92ZM113 185H114V188H115L116 185H118V181L116 182V185H115V184H112V186H113ZM119 185H121V184H119ZM125 185L122 184L120 187L125 186ZM160 185H161V184H160ZM160 185H159V186H160ZM172 185H173V184H172ZM203 185H204V184H203ZM217 185H218V184H217ZM228 185H229V184H228ZM241 185H240V186H241ZM249 185H250V184H249ZM249 185H248V186H249ZM257 185H258V184H257ZM257 185H254V187L256 186V188H257ZM7 186H8V183H7ZM32 186H33V185H32ZM32 186H31V188H32ZM51 186H52V185H51ZM53 186H54V185H53ZM53 186H52V187H53ZM61 186H60V187H61ZM95 186H96V185H95ZM97 186H98V184H97ZM108 186H109V184H108ZM108 186H106V187H108ZM155 186H156V185H155ZM159 186H158V187H159ZM178 186H179V185H178ZM192 186H193V185H192ZM212 186H214V189H215L216 185H212ZM240 186H239V187H240ZM245 186H247V185H244V187H245ZM250 186H251V185H250ZM46 187H47V186H46ZM65 187H67V186H65ZM82 187H86V186H82V185H81V189H82V193H83V191L85 190L84 193H85V195H87V194H88V193L86 192V189H87V188L83 190ZM87 187H88V186H87ZM106 187H105V188H106ZM162 187H163V186H162ZM209 187H210V186H209ZM228 187H229V186H228ZM244 187H243V188H244ZM251 187H253V186H251ZM263 187H264V186H263ZM263 187H262L261 189H259V190H258V189H255V190H254V189L252 188L251 190H249V192L246 190V188L244 189L245 191H242V192H241L240 190H242V187H241V189H238V187H236V189L239 190L240 193H242V194H243V192H246V191L248 192L247 194H250V191H251V196H250V198H249V196L247 195V197L251 200V201H250L251 204H250L249 208H247V210H245V211H247V213H249V212H251L252 209H255L254 211L252 210L253 213H254L255 211H257L258 214H256V213L253 214V213H252V215H249V214H247V215H248V217H249V216L252 217L253 215H254V216L256 215V216H255L256 220H257V215H259V214H260L259 216H262V218L264 219V202H263V200H262L263 195H264V188H263ZM4 188H7V187H4ZM34 188H35V187H34ZM72 188H73V187H72ZM78 188H79V186H78ZM160 188H161V187H160ZM164 188H165V187H164ZM164 188H163V189H164ZM187 188H188V187H187ZM190 188H191V187H190ZM192 188H193V187H192ZM211 188H212V187H211ZM217 188H219V187H217ZM7 189H8V188H7ZM7 189H6V190H7ZM35 189H37V188H35ZM44 189H45V188H44ZM44 189H43V190H44ZM56 189H57V188H55V190H56ZM79 189H80V188H79ZM91 189L94 191V190H95V187H94V188H91ZM115 189H118V188H115ZM123 189H124V187H123ZM123 189H122V190H123ZM147 189H149V188H147ZM153 189L155 190V188H153ZM212 189H213V188H212ZM224 189H226V187H224ZM224 189H223V190H224ZM227 189H228V188H227ZM230 189H231V191H230L231 193L227 195L228 198L224 196L225 198L228 199V204L226 205V207L224 206V209H225V210L222 209V210L228 212V214H227L228 216H227L226 213H225L226 218H227V217H229V218H230V217H231V218L234 217V213H232V208H233L234 210H235V208L238 209V208H239V205H238V207H235V208L232 207V206H235V205H236V203H237V199L240 200L241 197H242L241 199H243V197H245V196H242V195H241L240 197L237 196V195L239 194V191H238V194H236V193H235V189H233V190H232V188H230ZM247 189H248V188H247ZM43 190H42V191H43ZM64 190H65V191H64ZM64 190H62V188L60 189V191H64V193H65V192H66V189H64ZM70 190H71V189H70ZM73 190H75V188H74ZM73 190H71V191H73ZM113 190H114V189H113ZM122 190H121V188L119 189L120 193H123L124 191H126L125 189H124L123 191H122ZM150 190H151V187H150ZM150 190H149V192H151ZM193 190H194V189H193ZM223 190L220 189L219 191H222V192H223ZM28 191H29V189H28ZM38 191H40V190L38 189ZM49 191H50V189H49ZM116 191L118 192V190H116ZM121 191H122V192H121ZM157 191H158V189H157ZM179 191H180V190H179ZM183 191H184V190H182L181 192H183ZM33 192H34V191H32L31 193H33ZM44 192H45V191H44ZM54 192H55V191H54ZM77 192H78V193H75V192L73 191V193H75V194H80L79 191H77ZM88 192H91V191H88ZM149 192H145V193H149ZM207 192H208V190H207ZM210 192H211V190H210ZM213 192H214V191H213ZM215 192H217V191H215ZM236 192H237V191H236ZM37 193L39 194V192H37ZM40 193H41V192H40ZM57 193H58V195H59V193H60L59 190H58V192H56V194H57ZM68 193H69V192H68ZM73 193L71 192L70 195H69V194H68V195H64V196L67 197V199H66L67 202H69L68 200H70V199H71V200L74 199V203H75V199L77 198V196H76V195H75L76 197L73 196V195H72ZM82 193H81V194H82ZM84 193H83V194H84ZM126 193H127V192H125V194H126ZM145 193H144V194H145ZM152 193H153V192H152ZM160 193H161V191H160ZM160 193H159V194H160ZM173 193H174V192H173ZM173 193H172V194H173ZM184 193H185V191H184ZM187 193H188V192H187ZM196 193H197V191H196ZM223 193H224V192H223ZM226 193H227V192H226ZM49 194H50V193H49ZM56 194H55V195H56ZM62 194H63V193H62ZM62 194L60 193V195H62ZM81 194H80V195H81ZM137 194H138V196H139V192H138ZM137 194H136L135 197H138ZM182 194H183V193H182ZM244 194H245V193H244ZM32 195H33V194H32ZM35 195H36V194H35ZM52 195H53V194H52ZM52 195H51V196H52ZM128 195H129V194H128ZM130 195H131V194H130ZM145 195H146V194H145ZM145 195H144V196H145ZM161 195H162V194H161ZM173 195H174V194H173ZM183 195H184V194H183ZM189 195H190V193H189ZM195 195H196V194H195ZM200 195L202 196V194H200ZM239 195H240V194H239ZM38 196H39V195H38ZM47 196H48V195H47ZM64 196H63V198H64ZM68 196H69V197H68ZM87 196H88V195H87ZM87 196H85V197H87ZM125 196H126V195H125ZM131 196H132V195H131ZM153 196H154V200L157 201V198H155V196L158 197V195H156V194L154 195V194H153ZM153 196H152V198H153ZM169 196H170V194H169ZM30 197H31V196H30ZM40 197H41V196H40ZM43 197H45V196H43ZM56 197H57V195H56ZM66 197H65V198H66ZM74 197H75V198H74ZM133 197H134V195H133ZM142 197H143L142 195L139 196V198H140L141 201H142ZM159 197H161V196H159ZM159 197H158V199H160V201H163V198H159ZM166 197H167V196H166ZM171 197L173 198L172 195H171ZM177 197H178V196H177ZM184 197H185V196H184ZM184 197H180V198L183 199ZM189 197H192V196H189ZM204 197H205V196H204ZM204 197H203V198H204ZM21 198H22V197H21ZM65 198H64V199H65ZM108 198H109V197H108ZM152 198H151V199H152ZM199 198H201V197H199ZM199 198H198V199H199ZM203 198H201V199H203ZM32 199H33V198H32ZM37 199H39V198L37 197ZM42 199H43V198H42ZM42 199H41V200H42ZM104 199H105V198H104ZM110 199H111V198H110ZM127 199H128V198H127ZM129 199H130V197H129ZM131 199H135V198H132V197H131ZM137 199H138V198H137ZM143 199H144V198H143ZM175 199L178 200L179 198H176V197H175ZM192 199H193V198H192ZM198 199H197V200H198ZM211 199H212V198H211ZM77 200H78V199H77ZM125 200H126V199H125ZM145 200H146V199H145ZM152 200H153V199H152ZM168 200H169V199H168ZM195 200H196V199H195ZM195 200H194V201H195ZM207 200H208V199H207ZM244 200H245V199H244ZM246 200H247V199H246ZM18 201H19V200H18ZM23 201H24V199H23ZM35 201H36V200H35ZM44 201H45V200H44ZM48 201H49V200H48ZM106 201H107V200H106ZM127 201H128V203H129L130 200H127ZM138 201H139V200H138ZM149 201H150V200H149ZM155 201H153V202H155ZM160 201H159V202H160ZM202 201H203V200H202ZM204 201H205L206 203L209 202V201L207 202L205 199H204ZM240 201H241L242 204H241L240 202H238V203L241 204V206H242L243 203H244V201H243V202H242V200H240ZM52 202H53V200H52ZM63 202H64V201H63ZM71 202L73 203V200H72ZM71 202H70V203H71ZM76 202H77V201H76ZM110 202H111V201H110ZM151 202H152V201H151ZM151 202H150V204H152V206L154 205V207H155V205L157 206V203H159V202H156L155 204H153V203H151ZM181 202H183V200H182ZM189 202L191 203V202H193V201H189ZM211 202H212V201H211ZM246 202H247V201H245V203H246ZM248 202H249V201H248ZM33 203H34V202H33ZM37 203H38V202H37ZM44 203H45V202H44ZM131 203H132V202H131ZM139 203H140V202H139ZM145 203H146V202H145ZM147 203H148V202H147ZM164 203L166 204L165 201H164ZM203 203H204V202H203ZM209 203H210V202H209ZM209 203L207 204V208H208ZM219 203H220V201H219L218 203H216V204L218 205ZM38 204H39V203H38ZM57 204H58V203H57ZM134 204L137 206V204H136L135 202H134ZM140 204H141V203H140ZM142 204H144V203H142ZM194 204H197V203L194 202ZM204 204H205V203H204ZM213 204H214V203H213ZM213 204L210 206L211 208H209V209H212V208H213ZM216 204H214V205H216ZM222 204H223V202H222ZM41 205L43 206L42 201H41ZM41 205H40V206H41ZM45 205H46V204H45ZM132 205H133V204H132ZM162 205H163V204H162ZM166 205L168 206V203H167ZM183 205H184V204H183ZM186 205H187V203H186ZM36 206H37V205H36ZM40 206H39V207H40ZM47 206H48V205H47ZM130 206H131V204H130ZM133 206H134V205H133ZM133 206H132V207H133ZM136 206H134V207L137 208ZM147 206L149 207L148 204H147ZM160 206H161V205L159 204V208L161 209ZM164 206H165V205H164ZM164 206H163V207H164ZM189 206H191V204H190V205L188 204V206H185V207H188V208H189V209H188V208L186 209L187 211L184 210V211L187 212V214L191 211L190 209H192L193 207L196 208V205H194V206H192V207H189ZM203 206H204V205H203ZM218 206H219V205H218ZM236 206H237V205H236ZM241 206H240V208H241ZM23 207L26 208V205L22 206V210H23V212H26V213H27L28 210L25 211V210L23 209ZM37 207H38V206H37ZM43 207H44V206H43ZM48 207H49V206H48ZM51 207H53L52 204H51ZM139 207H140V206H139ZM139 207H138V208H139ZM141 207H142V206H141ZM143 207H144V205H143ZM148 207H147V208H148ZM150 207H151V206H150ZM154 207H153V210H154ZM163 207H162V208H163ZM183 207H184V206H183ZM197 207H198V204H197ZM247 207H248V206H247ZM252 207H253V208H252ZM19 208H20V207H19ZM41 208H42V207H41ZM41 208H40V209H41ZM46 208H47V207H46ZM147 208H146V209H147ZM157 208H158V207H157ZM157 208H156V211H157ZM173 208H174V207H173ZM200 208H202L201 205H200ZM205 208H206V206L204 207V209H205ZM217 208L220 209L221 207H217ZM217 208L215 207L216 210L214 209V211H217ZM242 208L245 209L244 206H243ZM26 209H27V208H26ZM40 209H39V212H41ZM44 209H45V208H44ZM130 209H131V208H130ZM132 209H133V208H132ZM143 209H144V208H143ZM150 209H151V208H150ZM183 209H185V208H183ZM193 209H194V208H193ZM198 209H199V207L197 208V210H198ZM237 209H236V214L238 215V218H239V213H240V212H237V211H238ZM248 209H251V210H249V212H248ZM46 210H47V209H46ZM48 210H49V209H48ZM48 210H47V211H48ZM148 210H149V209H148ZM148 210H146V212H147ZM153 210H152V211H153ZM164 210H165V209L163 208L162 211H161V210L158 211V217L156 218L157 220H155L154 216L152 217V218L154 219V222H153V223H152V219H151V225H153V224L155 223V226H153L154 228L151 229V232H150L149 235H150V238L153 239V240H155L156 243H162V242H163V239H165V238H164V233H165L166 229L169 227V225H167V224H170V223H167V224H166V219H164V218H165V215H166V218H168V219H169L170 216L172 217V215H173V214L171 215V211H170V213H168V214L165 213V215H164V217H163L162 213H164ZM167 210H168V209H167ZM172 210H173V209H172ZM206 210H207V209H205V211H206ZM222 210H221V209L218 210V211H220L219 217H221V219H223V216H224V215H223L224 212H223ZM230 210H231L232 216L229 215V214H230V213H229ZM234 210H233V211H234ZM35 211H37V210H35ZM137 211H138V210H137ZM141 211H142V209L140 210V213H141ZM150 211H151V210H150ZM150 211H148V212L150 213ZM152 211H151V214H150L148 217H150L151 215H153ZM193 211H194V210H193ZM193 211H191V212H193ZM195 211H196V209H195ZM202 211H203V209H202ZM202 211H201V212H202ZM239 211H240V210H239ZM245 211L243 210V213H244V214L246 213ZM23 212L21 211V213H22L23 215L27 216V214H25V213H23ZM37 212H38V211H37ZM48 212H50V210H49ZM48 212H46V213H48ZM133 212H134V211H133ZM207 212H208V211H207ZM241 212H242V210H241ZM29 213H30V212H29ZM41 213H42V212H41ZM41 213H39V214H41ZM44 213H45V212H44ZM46 213H45V216H46ZM130 213L133 214L132 212H130ZM136 213H137V212H136ZM140 213H139V215H140ZM143 213L145 214V211H142V215H141V216L144 215ZM154 213H155V212H154ZM178 213H179V212H178ZM195 213H197V211H196ZM203 213L205 214V212H203ZM203 213H202V214H203ZM221 213H222V215H221ZM22 214H21V215H22ZM34 214H35V213H34ZM131 214H130V215H131ZM134 214H135V212H134ZM192 214H193V213H192ZM214 214L216 215L217 213L214 212ZM244 214H243V215H244ZM23 215H22V216H23ZM42 215H43V213L40 215L41 218H42ZM146 215H147V214H145L142 218L145 217L146 219L149 220V218L146 217ZM168 215H170V216L168 217ZM181 215L184 217L183 214H181ZM197 215H198V217L201 216L200 214H197ZM206 215H207V214L203 215L202 217L205 216V217H208V219H209V215H207V216H206ZM241 215H242V214H241ZM243 215H242V217H243ZM22 216H21V217H22ZM25 216H24V218H25ZM28 216H29V215H28ZM37 216H39L38 213H37ZM137 216H138V215H137ZM137 216H136V217H137ZM186 216H187V215H186ZM210 216H211V214H210ZM235 216H236V215H235ZM254 216H253V219H255ZM29 217H30V216H29ZM132 217H133V216H132ZM178 217H180V213H179ZM195 217H196V215H195ZM198 217H196L195 219H197ZM242 217H240L238 220L241 221V218H242ZM244 217H245V216H244ZM248 217L246 216L245 218H247V219L245 220V218H244V220H245V221H248V219L250 220V218H248ZM41 218H40V219H41ZM50 218H51V217H50ZM133 218H134V220H135V217H133ZM142 218H141V219H142ZM145 218L143 219V223L145 222V221H144ZM180 218H182V217H180ZM200 218H201V217H200ZM226 218L224 217V219H226ZM21 219H22V218H21ZM44 219H45V218H44ZM44 219H43V220H44ZM46 219H47V218H46ZM48 219H49V218H48ZM137 219L140 220V216H139V218L137 217ZM163 219L165 220V222L163 221ZM195 219H194V221L197 222V220H195ZM201 219L204 220L203 218H201ZM201 219H200V220H201ZM214 219H215V218H214ZM221 219H220V220H221ZM224 219H223V220H224ZM233 219H234V218H233ZM233 219H232V221H233ZM253 219H252V220H253ZM27 220H28V219H27ZM37 220H38V218H37ZM43 220L41 219L40 222L42 223ZM138 220H137V221H138ZM169 220L171 221V219H169ZM180 220H181V219H180ZM182 220H183V218H182ZM192 220H193V219H192ZM200 220H199V218H198V221H199V222L204 223L203 221H200ZM217 220H218V219H217ZM223 220H222V221H223ZM234 220H235V219H234ZM244 220H242V222H245ZM28 221H29V220H28ZM45 221H46V220H45ZM47 221H48V220H47ZM137 221H136V222H137ZM167 221H168V220H167ZM183 221H184V220H183ZM183 221H180V222H179V223H181V225H182V226H181V225H180V226L183 227L184 229H186L185 227H186L188 224L186 223V224L184 225V224H183ZM228 221H229V220H227V223H228ZM236 221H237V220H236ZM239 221H238V222H239ZM134 222H135V221H134ZM134 222H132V223L134 224ZM136 222H135V224H136ZM189 222L191 223V221H189ZM217 222H219V221H217ZM217 222H216V219H215V221H213L212 223H211V220H210V225L212 226V228L214 227V230H215V228L218 229ZM224 222H226V220L223 221V222H221V223L219 224V226H220L219 228L222 229V230H223L224 227L226 226V225H224ZM233 222H234V221H233ZM238 222H237V223H238ZM242 222H241V224H242ZM250 222H253V221L250 220ZM257 222H259V221H257ZM260 222H261V221H260ZM260 222H259V223H260ZM262 222H263V221H262ZM37 223H39V221H38ZM41 223H40L39 225H43V224H41ZM43 223H45V222H43ZM140 223H141V225H142V222H140ZM146 223L149 224L150 222L148 223V221L146 220ZM146 223H144V224H146ZM164 223H165V224H164ZM190 223H189V225H190ZM208 223H209V222H208ZM234 223H235V222H234ZM239 223H240V222H239ZM253 223H254V222H253ZM23 224L26 225V222H24ZM133 224H132V225H131V223L129 224V225H131V227H132L131 229H134V228H135V227L133 228V226H135V225H133ZM172 224H173V223H172ZM244 224H245V223H244ZM246 224H247V223H246ZM254 224H255V223H254ZM256 224H257V223H256ZM261 224H262V223H261ZM28 225H29V224H28ZM127 225H128V224H127ZM164 225H167L168 227H166V226L164 227ZM189 225H188V226H189ZM204 225H205V224H204ZM227 225L230 226V225H231V222H230V224H227ZM236 225H237V224H236ZM262 225H264V224H262ZM136 226H137V225H136ZM138 226H140L139 223H138ZM138 226H137V228H138ZM144 226H145V225H144ZM144 226H143V229H145ZM172 226H173V225H172ZM172 226H171V227H172ZM175 226H176V225H175ZM180 226H179V227H180ZM188 226H187V228L190 227V226H189V227H188ZM202 226H203V224H201V228L204 227V226H203V227H202ZM245 226H246V225H245ZM245 226H242V227L246 228V227H248V224H247L246 227H245ZM249 226H251L250 223H249ZM255 226L257 227V230L261 231V230H260V227H259L258 225H255ZM255 226L253 225V227H255ZM260 226H261V225H260ZM37 227H38V225H37ZM191 227H192V226H191ZM191 227H190V228H191ZM205 227H206V226H205ZM205 227H204V228H205ZM226 227H227V226H226ZM226 227H225V228H226ZM231 227H232V226H231ZM231 227H230L229 229H226V230L229 231V230L231 229ZM22 228H24V226H22ZM32 228H33V227H32ZM140 228H141V226H140ZM164 228H165V230H164ZM173 228H174V227H173ZM173 228H172V229H173ZM197 228H198V227H197ZM204 228H203V229H204ZM233 228H235V229L237 230V229H238V226H236V227L233 226ZM244 228H242V230H243ZM258 228H259V229H258ZM24 229H25V228H24ZM24 229H21V230H24ZM33 229H36V228H33ZM141 229H142V228H141ZM168 229H169V228H168ZM168 229H167V230H168ZM170 229H171V228H170ZM174 229H175V228H174ZM174 229H173V230H174ZM192 229H193V228H192ZM195 229H196V228H195ZM203 229H201V230H199V231H201V232L204 233V231H202ZM240 229H241V227H240ZM253 229H254V228H253ZM253 229H250V230L253 231ZM255 229H256V228H255ZM261 229L263 230V226H262ZM21 230H20V231H21ZM27 230H28V228H27ZM93 230H94V228H93ZM127 230H129V229H127ZM145 230H146V229H145ZM147 230H148V229H147ZM209 230L211 231V229L208 228V231H209ZM242 230H241V231H242ZM244 230H245V229H244ZM257 230H256V231H257ZM134 231H135V230H134ZM138 231H140V230H138ZM175 231H176V230H175ZM175 231H173V232H175ZM183 231H184V230H183ZM196 231H198V230L196 229ZM206 231H207V229H206ZM208 231H207V232H208ZM210 231H209V232H210ZM228 231L224 232V230H223L224 233L222 232V233H223V234H222L223 236H221V240H222L223 243H221V241L219 242V243H221V245L224 247V248H223V251H224L225 253H226V251H225L226 244H227V242H229L228 238H230L229 236H231V235H230L231 231H229V232H228ZM245 231H248V234H252V233H249L250 231H249L247 228H246ZM245 231H242L243 233H241L243 236H244V234H245V233H244ZM254 231H255V230H254ZM256 231H255V233L253 234L254 236L256 235ZM18 232H19V231H18ZM118 232H119V231H118ZM144 232H145V231H144ZM187 232H188V233H186V230H185V232H184L185 234H184V235H187V234H188V236H189V235H190L189 233H191V231L188 229ZM207 232H206V233H207ZM235 232H236V231H234V235H232L231 238H232L233 236L239 234V233L236 234ZM237 232H238V230H237ZM239 232H240V231H239ZM261 232H262V231H261ZM26 233H27V231H26ZM138 233H139V232H138ZM138 233H137V234H138ZM193 233H194V232H192V236H193ZM198 233H200V232H198ZM198 233H197V234L195 233V234L198 235ZM210 233H211V232H210ZM232 233H233V232H232ZM257 233H258V232H257ZM263 233H264V230H263L262 234L259 233V234H260V236H258L259 238L256 236V237H257V238H256V244H255V246L257 247L256 249H253V248H252V247H254V246H253L254 244H251V245H252V247H251V245H250V243H249L250 238H251L252 235H251V236L249 235L250 238H249V236H248V238H249V239H248L247 236H246L247 234H245V239H243V240H239L240 243H241V241L243 242L244 240H247L248 243H249V245H250V247L252 248V250H247V251H250V252H248V255H245V257H248V259L244 257V258L246 259L245 262H243V261H244V260H243L244 258H243L242 256H241V257H236V258H234V259H237V260H236V262H237L236 264H239V262H241V263L243 262V263L246 264V261L249 260V257H252V258H253V257H256V256H257V257L259 256V258H256L257 261H258V260H259V262H263V261H264V259L260 258V257H264V234H263ZM21 234L23 235V233H21ZM21 234L18 233L17 236L20 235V237H21V236H22ZM32 234H33V232H32ZM32 234H31V235H32ZM118 234H119V233H118ZM121 234H122V233H121ZM145 234L148 235V233H146V232H145ZM165 234H167V233H165ZM171 234H172V232H171ZM201 234H202V233H201ZM259 234H257V235H259ZM31 235H30V236H31ZM132 235H133V237H134V235H136V233H135V234L133 233ZM138 235H139V234H138ZM138 235H137V236H138ZM140 235H141V234H140ZM142 235H143V233H142ZM147 235H144L145 238H147V237H146ZM168 235H169V234H168ZM206 235H207V234H206ZM209 235H211V234H209ZM209 235H207V236H209ZM213 235H214V234H213ZM213 235H212V236H213ZM17 236H16V238L18 239ZM23 236H25V235H23ZM26 236H27V235H26ZM32 236H33V235H32ZM115 236H116V235H115ZM126 236H127V235H126ZM172 236H173V235H172ZM190 236H191V235H190ZM190 236H189V237H190ZM194 236H195V235H194ZM214 236H215V235H214ZM240 236H241V235H240ZM33 237H34V236H33ZM117 237H118V236H117ZM117 237H116V238H117ZM120 237H121V236H120ZM131 237H132V236H131ZM133 237L130 238L132 242H133L132 239H134ZM139 237H140V236H139ZM173 237H174V236H173ZM176 237H179L180 240L183 239V235H182V234H178V236H176ZM176 237H174V238L176 239ZM237 237H238V236H237ZM252 237H253V236H252ZM21 238H23V237H21ZM26 238H27V237H25V239H26ZM142 238H143L142 236H141V238H138L137 242H139V241H140L139 239H142ZM166 238H168L167 235H166ZM169 238H170V236H169ZM169 238H168V239H169ZM174 238H173V239H174ZM193 238H194V237H193ZM209 238H210V236H209ZM246 238H247V239H246ZM23 239H24V238H23ZM23 239H22V240H23ZM124 239H125V238H124ZM130 239H129V241H130ZM168 239H167V240H168ZM171 239H172V237L169 239V243H168V244H170V245L173 244V243H171V241H172ZM175 239H174V240H175ZM211 239H212V238H211ZM239 239H240V238H239ZM251 239H252V238H251ZM253 239H254V237H253ZM20 240H21V239H20ZM20 240H19V242H20ZM142 240H143V239H142ZM145 240H146V239H145ZM148 240H149V239H148ZM170 240H171V241H170ZM174 240H173V242H175ZM190 240H191V241H190V245H191V243H192L193 241H192V239H190ZM199 240H201V239H199ZM212 240L214 241V239H212ZM216 240H217V239H216ZM230 240H231V239H230ZM233 240H234V239H233ZM235 240H236V236H235ZM237 240H238V239H237ZM254 240H255V239H254ZM30 241H32V240H30ZM143 241H144V240H143ZM151 241H152V240H151ZM197 241H198V240H197ZM213 241H212V242H213ZM218 241H219V239H218ZM247 241H244V242H247ZM116 242H117V241H116ZM121 242H122V241H121ZM123 242H124V241H123ZM134 242H136V239H135ZM144 242H145V241H144ZM146 242H147V241H146ZM146 242H145V243H146ZM152 242H153V241H152ZM152 242H151V243H152ZM230 242H231V241H230ZM233 242H234V241H233ZM244 242H243V244H247V243H244ZM250 242L252 243V240H251ZM253 242H254V241H253ZM125 243H126V242H125ZM140 243H142V242L140 241ZM140 243H138V244H140ZM151 243L145 245L146 250L149 248L147 245H151ZM175 243H176V242H175ZM177 243H178V242H177ZM197 243H198V242H197ZM208 243H209V242H208ZM231 243H232V242H231ZM236 243L238 244L237 241H236ZM236 243H235V244H236ZM16 244H17V241H16ZM120 244H122V243H120ZM142 244H143V243H142ZM179 244H180V243H179ZM179 244H178V246H177L178 248H180V247H179ZM209 244H210V243H209ZM209 244H208V246L205 247V249H207V247L209 248ZM213 244H214V242H213ZM235 244L233 243V246H231V249H229V251L232 250V248L235 249V246L237 245V244H236V245H235ZM14 245H15V244H14ZM20 245H22L21 242H20ZM131 245H132V244H131ZM133 245H134V244H133ZM133 245H132V246H133ZM143 245H144V244H143ZM183 245H185V244H183ZM183 245H182V246H183ZM193 245H194V244H193ZM238 245H239V244H238ZM238 245H237V246H238ZM132 246H131V247H132ZM140 246H142V245H140ZM140 246H138V247L140 248V250L144 251L145 249H143V248L140 247ZM153 246H154V244H153ZM157 246H158V245H157ZM159 246H160V245H159ZM182 246H181V248H182ZM218 246H219V244H217V247H218ZM244 246H247L246 249L249 248L248 244H247V245H242V247L244 248V249H243V248H242V249H243L244 251L246 250ZM24 247H25V246H24ZM147 247H148V248H147ZM163 247H164V246H163ZM166 247H167V246H166ZM172 247H173V245H172ZM183 247H184V246H183ZM185 247H186V246H185ZM193 247H194V246H193ZM219 247H220V246H219ZM219 247H218V248H219ZM240 247H241V244H240ZM240 247H239V248H240ZM152 248H153V247H152ZM154 248H155V247H154ZM156 248H157V247H156ZM156 248H155V249H156ZM164 248H165V247H164ZM164 248H163V249H164ZM173 248H174V247H173ZM178 248H176V250H178ZM227 248H228V247H227ZM251 248H250V249H251ZM31 249H32V247H31ZM130 249H131V248H130ZM133 249H134V248H133ZM133 249H131V250L133 251ZM135 249H136V247H135ZM135 249H134V250H135ZM150 249H151V247H150ZM150 249H149V250H150ZM161 249H162V248H160V249H156V251H157V250L160 251ZM166 249H167V248H165L164 250H166ZM169 249H170V248H169ZM210 249H211V251H212V249H213L212 246H211ZM236 249H238V248L236 247ZM18 250H19V248H18ZM18 250H16V252H17ZM124 250H125V249H124ZM137 250H138V249H137ZM146 250H145V251H146ZM149 250H147V251H149ZM164 250H163V251H164ZM167 250H168V249H167ZM167 250H166V252H167ZM183 250H185L186 252L189 251V250H186V249H184V248H183ZM190 250H191V249H190ZM202 250H203V249H202ZM218 250H219V249H218ZM239 250H241V249H239ZM132 251H131V252H132ZM147 251H146V252H147ZM156 251H155L156 255H155V253H154V255H155L156 257H157L158 255H160L161 253H164V252H161L160 254L157 255V252H158V251H157V252H156ZM161 251H162V250H161ZM174 251H175V249H174ZM178 251H181V250L179 249ZM208 251H209V250H208ZM211 251H210V252H211ZM227 251H228V250H227ZM247 251H246V252H247ZM16 252H15V250H14V254H15ZM118 252H119V251H118ZM136 252H137V251H136ZM146 252H145V253H146ZM149 252L151 253V250H150ZM149 252H148V253H149ZM175 252H177V251H175ZM175 252H174V254H176ZM182 252H183V251H182ZM192 252H193V251H192ZM224 252H222V253H223V256H224ZM242 252H243V251H242ZM23 253H24V252H23ZM33 253H34V252H33ZM133 253H134V251H133ZM168 253H169V252H168ZM179 253H181V252H178L177 255L181 258V256H180ZM183 253H185V252H183ZM183 253H182V255H184ZM197 253H198V252H197ZM197 253H194V256H195ZM214 253L217 254V255H219V254L216 253V252H213V254H214ZM227 253H228V252H227ZM229 253L231 254V251H230ZM232 253H233V250H232ZM239 253H240V251H239ZM17 254H18V253H17ZM141 254H142V253H141ZM165 254H166V253H165ZM165 254H163L164 256H163V255H162V256L165 257V256H166ZM191 254H192V253H191ZM213 254H212V252H211V255H213ZM240 254H241V253H240ZM242 254H243V253H242ZM30 255H31V253H30ZM134 255H135V254H134ZM146 255H147V253L145 254V256H146ZM188 255H189V253H188ZM217 255H216V256H217ZM231 255H232V254H231ZM231 255H228V256H231ZM20 256H21V255H20ZM26 256H27V255H26ZM31 256H32V255H31ZM129 256H130V255H129ZM142 256H143V254H142ZM145 256H143V257H145ZM147 256L150 257L149 255H147ZM147 256H146V257H147ZM162 256H161V260L163 259ZM172 256H173L172 258H174V255H173V254H172ZM185 256H187V255H185ZM185 256H184V257H185ZM190 256H191V255H190ZM196 256H197V255H196ZM206 256H207V255H205V253H204V257H206ZM216 256H215V257H216ZM225 256H226V255H225ZM232 256H233V255H232ZM237 256H239V255H238V252H237ZM15 257H16V255L14 256V258H15ZM32 257H33V256H32ZM131 257H132V256H131ZM146 257H145V258H146ZM158 257H160V256H158ZM184 257H183V260H184ZM187 257H188V256H187ZM199 257H201V256H199ZM212 257H213V256H212ZM212 257L210 256L211 259H212ZM215 257H213L215 260H213V261H212V260H211V261L208 260V261H210L211 263H213L214 261L217 262V258H219V260L221 261L220 256H217V258H215ZM233 257H234V256H233ZM233 257H232V258H233ZM16 258H17V257H16ZM16 258H15V261H16ZM29 258H30V257H29ZM35 258H36V257H35ZM120 258H121V257H120ZM129 258H130V257H129ZM152 258H153V256H152ZM191 258H192V257H191ZM195 258H196V257H195ZM206 258H207V257H206ZM221 258H222V257H221ZM241 258H243V259L240 260ZM22 259H23V258H22ZM33 259H34V257H33ZM111 259H112V258H111ZM139 259H141L140 256H139ZM139 259H138V261H139ZM150 259H151V257H150ZM174 259H175V260H176V259L179 260L178 257H177V258H174ZM174 259H173V261L175 262ZM185 259H186V257H185ZM188 259H189V258H188ZM234 259L231 260V261H232V264H235V263H234V262H235ZM260 259H261V260H260ZM24 260H25V259H24ZM26 260H27V259H26ZM34 260H35V259H34ZM145 260H146V259H145ZM161 260H160V261H161ZM166 260H168V262H169V260H171V259H168V258L166 257ZM166 260H165V261H166ZM177 260H176V261H177ZM203 260H204V259H203ZM238 260H239V262H238ZM253 260H254V258L252 259V262H253ZM262 260H263V261H262ZM19 261H20V260H19ZM32 261H33V260H32ZM36 261H37V260H36ZM124 261H126V260H124ZM143 261H144V260H143ZM153 261L155 262L156 260H153ZM158 261H159V260H158ZM165 261L163 260V264H164ZM179 261H180V260H179ZM185 261H186V260H185ZM188 261H189V260H188ZM191 261H192V260H191ZM204 261H205V260H204ZM208 261H207V262H208ZM233 261H234V262H233ZM257 261H256V262H257ZM118 262H119V261H118ZM120 262H121V260H120ZM120 262H119V263H120ZM127 262H128V261H127ZM139 262H142V261L140 260ZM182 262H183V261L181 260V263H182ZM189 262H190V261H189ZM192 262H193V261H192ZM207 262H205V264H206ZM226 262H227V261H226ZM16 263H17V261H16ZM21 263H22V262H20L19 264H21ZM32 263H33V262H31L30 264H32ZM34 263H35V261H34ZM34 263H33V264H34ZM156 263H157V261H156ZM161 263H162V261H161ZM169 263H170V262H169ZM183 263H185V262H183ZM208 263H209V262H208ZM219 263H220V262H218L217 264H219ZM221 263H222V262H221ZM224 263H225V262H224ZM241 263H240V264H241ZM243 263H242V264H243ZM249 263H251V258H250ZM249 263H248V264H249ZM257 263H258V262H257ZM257 263H256V264H257ZM263 263H264V262H263ZM263 263H262V264H263ZM26 264H27V263H26ZM120 264H121V263H120ZM153 264H155V263H153ZM171 264H172V263H171ZM173 264H174V263H173ZM178 264H179V262H178ZM194 264H195V263H194ZM200 264H201V263H200ZM213 264H215V263H213ZM227 264H228V263H227ZM230 264H231V263H230ZM251 264H252V263H251ZM253 264H254V262H253ZM258 264H260V263H258Z\"/></svg>","mask_w":264,"mask_h":264}]
</instances>
